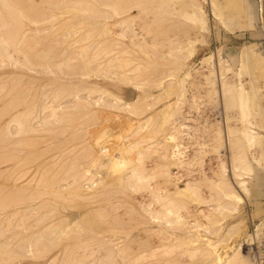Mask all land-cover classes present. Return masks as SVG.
<instances>
[{"label": "bare ground", "instance_id": "obj_1", "mask_svg": "<svg viewBox=\"0 0 264 264\" xmlns=\"http://www.w3.org/2000/svg\"><path fill=\"white\" fill-rule=\"evenodd\" d=\"M1 1V3H2V5H4V6H6L8 9H10V10H12V11H14L15 13H17V15L21 18V19H23L22 21H28V23H26L28 26H30L29 24H31L32 26H36V24L35 23H37V19H40V18H37V16H33V15H31V17H29L28 16V13H30L29 11H27L28 10V8H27V10H26V8H25V11H27L26 13H24L25 11H23V9H21V8H24V7H26V6H24V7H21V5H23V4H20L19 2L20 1H18V0H0ZM18 1V2H17ZM25 1V0H24ZM32 1V0H31ZM30 1V2H31ZM48 1H50V0H41V2L43 3V2H48ZM57 0H52V2L53 3H55ZM72 1V3L74 2L73 0H61L60 2H56L57 4H65L66 5V3L68 4H70V2ZM79 1V2H78ZM76 0V2H78V3H80L81 4V6H83L82 4H84V5H88V4H90V5H92V3L94 4L95 3V5L96 4H98V5H100V4H103L104 5V7H105V10H109V12H111V13H113L115 16H117L118 15V12L117 11H119V10H122V11H129V10H131L132 8H136V10H138V13L139 14H141L140 12H141V7H143V5L145 6V4H144V2L142 3V1H145V0H141V1H139V0ZM160 1V0H159ZM168 1V0H167ZM165 2V3H168V2ZM170 1V0H169ZM225 1V3H226V5H227V7H226V9H225V12L224 13H222V14H220L219 12H218V7H217V5H216V3H215V1L214 0H207V2H210L209 4H210V7H211V11H212V14L215 16V17H218V19L221 21V23L223 24V25H226V24H229L230 26H233V28H240V29H251V28H253L254 26H255V24H256V22H255V18H254V10H253V5H252V0H224ZM22 2V1H21ZM27 2V1H26ZM51 1H50V4L52 3ZM182 2V1H181ZM181 2L179 3V5L181 4ZM206 2V3H207ZM33 3V2H32ZM49 3V2H48ZM146 3H148V0H147V2ZM184 3H186V5H189V6H191L192 7V10H190V12H185L184 13V15L187 17V18H190V17H192V18H194L195 19V24L197 25V27H198V29H202V30H206L207 29V27L205 26V28L202 26V18H204L205 17V12H204V10H203V8H202V6L199 4V3H197L195 0H185L184 1ZM184 3H182V6L183 7H185V4ZM24 4H28L29 5V3H24ZM45 4V3H44ZM143 4V5H142ZM161 4H163V1L161 0ZM31 5V4H30ZM29 5V6H30ZM34 5V4H33ZM45 5H48V4H45ZM56 5V4H55ZM94 5V6H95ZM169 5L171 6V2H169ZM169 5H166L167 7L169 6ZM32 6V5H31ZM34 6H36L37 7V4H35ZM40 6V5H39ZM63 6V5H62ZM67 6H70V5H67ZM79 6V5H78ZM93 6V5H92ZM161 6H163V5H161ZM165 6V5H164ZM33 7V6H32ZM35 7V8H36ZM84 7V6H83ZM97 7V6H96ZM31 8V7H30ZM29 8V9H30ZM34 8V9H35ZM40 8V7H39ZM78 8H80V7H78ZM98 8V7H97ZM146 8V7H145ZM257 8H258V10H259V13H260V10H262L263 9V4H262V0H260L259 2H258V6H257ZM37 9V8H36ZM42 9V8H41ZM47 9H50V7H47ZM83 9H85V8H83ZM83 9H80V10H82L83 11ZM174 9V8H173ZM33 10V9H32ZM31 10V11H32ZM88 10V9H87ZM107 10V11H108ZM23 11V12H22ZM41 11V10H40ZM179 11V10H178ZM33 12V11H32ZM31 12V13H32ZM37 12V11H36ZM42 12V11H41ZM30 13V14H31ZM241 13H244L245 14V22L244 23H239V19L241 18V16H240V14ZM29 14V15H30ZM33 14V13H32ZM91 14V13H90ZM261 14V13H260ZM82 15V14H81ZM223 16V17H220V16ZM256 15V14H255ZM39 16V15H38ZM47 16V15H46ZM80 16V15H79ZM34 17V18H33ZM164 17H167V16H164ZM35 18H37L36 20H35ZM45 18V17H44ZM81 18V17H80ZM79 18V19H80ZM90 18V17H89ZM88 18V19H89ZM3 19V15H1L0 16V21ZM83 20L85 19V18H82ZM168 19V18H167ZM261 19H262V17H261ZM44 21L46 20V19H43ZM104 20V23H101L99 26H101V27H99V30L98 31H100V32H98L99 33V36L96 38V39H98V38H100V37H104V36H108L107 38H109V37H112V39H113V34H111L110 32V27L107 25V23L105 22V18L103 19ZM24 21V22H25ZM39 21V20H38ZM41 21H42V19H41ZM43 21V22H44ZM81 21V20H80ZM88 21V20H87ZM262 21V20H261ZM3 22V23H2ZM20 22V21H19ZM40 22V21H39ZM84 22H86V21H84ZM22 23V22H21ZM21 23H20V25L17 23V25L15 26V25H10V24H7V22H5L4 23V20H2L1 21V23H0V28L2 27V28H4V30H3V34L1 33V31H0V52H2L1 54L2 55H4L5 57H8V58H11L12 57V55L9 53V51H8V48H9V46H10V44L12 43V42H15L17 39L16 38H14V37H16L17 36V34L19 35V33H21L22 31H20L21 30V28L23 27V25L25 24H23L22 26H21ZM116 23H120L121 24V26H119L118 28H119V31H118V36L119 37H122L123 36V32H122V30L126 27V25H127V20H124V21H119V22H116ZM263 23V22H262ZM38 24V23H37ZM44 24V23H43ZM84 24V23H83ZM86 24H88V23H86ZM95 23H92L91 25H94ZM201 24V25H200ZM63 25H64V23H63ZM90 25V26H91ZM97 25H98V22H97ZM154 25V24H153ZM262 25V24H261ZM20 26H21V28H20ZM24 26H26V25H24ZM79 26V25H78ZM83 26L84 25H82V28H83ZM95 26V25H94ZM263 26V25H262ZM70 27H72V26H70ZM167 27V26H166ZM28 30H30V28H28V27H26ZM58 28V27H57ZM57 28H55V30L57 31L58 29ZM65 28V27H64ZM81 28V27H80ZM85 28H86V26H85ZM92 28V27H91ZM90 28V29H91ZM101 28V29H100ZM254 28H256V26L254 27ZM253 28V29H254ZM0 29V30H1ZM40 29V28H39ZM45 28H41V30L43 31ZM79 29V28H78ZM89 29V30H90ZM36 30H38V29H33L32 31H35L34 33H32L33 35H31V32L32 31H28L29 33H30V35L28 36H26V35H24V36H26V37H28L31 41H32V43L34 42V44L35 43H38L39 42V40H38V38L36 39L35 37H36V32L38 33L39 32V30L38 31H36ZM41 30H40V32H41ZM54 30V31H55ZM82 30V29H81ZM20 31V32H19ZM55 31V32H56ZM68 31V30H67ZM85 31V30H84ZM93 31V30H92ZM97 31V30H96ZM163 31V30H162ZM246 31V30H245ZM27 32V31H26ZM69 32H70V30H69ZM94 32H95V30H94ZM24 33V32H23ZM58 33V32H57ZM76 33H78L77 31H76ZM80 33V32H79ZM84 33H86V31L84 32ZM90 33V32H89ZM157 33H159L158 31H157ZM22 34V33H21ZM69 34V33H68ZM87 34V33H86ZM100 34L102 35V36H100ZM53 35V34H52ZM82 35V34H81ZM92 35V34H91ZM21 36V35H20ZM19 36V37H20ZM46 36V37H45ZM73 36H74V34H73ZM80 36V35H79ZM78 36V38L77 39H75L74 41H73V43H71L70 45H72V44H76V45H78L79 43H81V41L84 43V39H89L88 38V36L87 35H82V36H80L79 37ZM93 36H94V34H93ZM92 36V37H93ZM18 37V38H19ZM26 37H23V39L25 38L26 39V41H30L28 38H26ZM42 37V36H41ZM40 37V38H41ZM50 37V35L49 34H45L43 37H42V41L41 42H43V44L41 45V47L37 50V49H35V54L33 53V55L36 57H39V54H44V55H42L41 57H39L40 59L42 58V57H44V56H48L49 55V53H51L52 55H53V57L55 58V54L53 53V52H55V50H54V46L52 47V45L50 44V42H52V40L54 41L55 39H51V38H49ZM67 37V36H66ZM71 37H72V35H71ZM90 37V36H89ZM22 38V37H21ZM95 38V37H94ZM25 39L24 40H22L23 41V43L26 45V41H25ZM67 39V38H66ZM106 39V38H105ZM111 39V40H112ZM62 40H64V38H62ZM99 40V39H98ZM104 40V39H103ZM108 40H110V38L109 39H107V40H105V42L103 41V43L102 44H104V45H107L108 43H107V41ZM19 41H21V39L19 40L18 39V41H16L15 43L18 45V46H20V44L19 43H21V42H19ZM30 41V42H31ZM38 41V42H37ZM69 41H71V40H69ZM94 41V40H93ZM101 41V40H100ZM55 42V41H54ZM64 42H66L65 40H64ZM68 42V41H67ZM85 42H87V40L85 41ZM108 42H111V41H108ZM176 42H180V41H176ZM23 43H21V45H23ZM83 43H81V44H83ZM87 43H89V41L87 42ZM107 43V44H106ZM171 43H173V42H171ZM175 43V42H174ZM28 44V43H27ZM67 44V43H66ZM93 44V43H92ZM91 44V46H93ZM29 45H30V43H29ZM40 45V44H39ZM55 45V44H54ZM84 45V44H83ZM82 45V46H83ZM100 45V44H99ZM109 45V44H108ZM129 45V44H128ZM133 46H134V43L132 44ZM155 45H156V43H155ZM176 45V44H175ZM177 45H179V44H177ZM16 46V45H15ZM16 47V48H20V47ZM24 46V45H23ZM81 45H78V46H76L77 47V49L74 47V46H72L71 48L72 49H70V50H68L67 52H65V49H64V51L63 52H59V53H64L65 52V55H68L69 53L68 52H70L71 50H73L72 52H74V54L76 53V55H81L82 54V52L84 53V50H85V48L86 47H88L89 48V46H85V48H83ZM124 46V45H123ZM122 46V47H123ZM12 47V46H11ZM14 47V46H13ZM59 47V46H58ZM65 47V46H64ZM75 49H74V48ZM98 47V46H97ZM121 47V48H122ZM125 47V46H124ZM127 47V46H126ZM174 46H172V48H173ZM183 47H185V46H182V45H180L179 47H178V53H179V55L177 54V51H176V49H177V46H175L174 48H175V50L174 49H171V47H170V50L172 51V50H174V53H175V51H176V53H175V55H176V57H177V59L176 58H174L175 57V55H174V53H172L174 56H172V54H171V56H172V58H171V60L172 61H170L171 62V65H172V67H170L169 69H173V70H171V71H173V73L172 72H168V73H171V74H166V75H163V77L161 76L157 81L158 82H156V79L154 80L155 82V88L156 87H160V90H162L163 91V93L166 91V92H169V90H175V92H174V94L175 93H177V95H176V100H174V101H171V102H169L168 101V103L167 104H165V105H163V107H160V108H162V109H160L159 110V114H161L162 112L164 113H166V114H169V116L167 115V117H166V114L164 115H162L161 114V118H162V116H165L164 117V119H162V120H165V119H168L169 121H166V124H165V121H163V123L165 124H163L162 123V125L160 126V127H155V128H153V130H152V128L150 129V132H148L149 130H148V128L149 127H147V130L148 131H145L146 130V128H145V130L144 131H141V124H136V123H134L135 122V120H134V118H135V116H137V117H139V115H141V113H142V111H145V108H147V107H143V109H142V107L141 106H143V105H141V98H136L135 99V101L134 102H128V101H126V100H124V99H122V98H119V97H117V96H115L114 94L112 95L109 91H107V90H105V89H102V88H100V87H95V86H93V85H90V87H87L86 86V90L84 89L85 88V86H81L82 87V89L83 90H85V92H83V90H81V87H80V85H79V87L80 88H77V86H76V88H74V86L72 85V87L74 88H72V90H73V93L71 92V90L69 89V87H66V86H68V85H66V86H60L59 88L58 87H56L55 89H56V91L54 92V95H51L50 93L52 92L51 90L49 91V92H47V90L49 89H47L46 91H45V88H47L46 86H43V89H44V91L42 92V97H38V100H42L43 98L44 99H47L46 97H48V93L50 94V96H52L54 99H57L58 97H59V95L58 94H60V93H63V92H65L66 91V93H67V95L68 96H70V97H68V98H70V101H71V108H67L68 106L65 104H63L64 106H62L61 104V102H63V101H61L60 103H58V104H56V105H51V104H48L46 101L44 102L43 100H42V102H40L39 104L40 105H35L34 104V102H35V100L34 99H31V97H30V99L28 100H26L25 99V101L26 102H21L23 99H20V98H22L24 95H22V97H18V95L20 94L21 95V93H23L21 90L19 91L18 90V92H19V94H18V92H15L16 94H18V95H16V94H14L13 96V99H14V101L15 102H19L20 101V106L18 105V104H12V106H11V103H9L8 102V104L6 105L7 107H10L11 109L13 108V109H15V110H11V112L12 111H14L11 115H9V117H7L8 118V121L6 122V124L4 125V127H3V129L2 128H0L1 130H2V132H1V135L3 136V138L4 137H7V133L9 134V132H11V134H9L10 136H14V135H19V136H27L29 133L31 134L32 132L34 133L35 131L36 132H38L39 133V136H40V133H45L46 131L45 130H47V129H43L44 131H38V129L40 128L39 126L41 125V127L42 126H44V125H46V123L48 122V120H50L51 121V119H53V118H55L54 120H52L51 122H54L58 117H59V119H61V121H58V122H61L62 123V121L63 120H66L65 119V116L67 117V113H64V111H66V109H64L65 107L67 108V109H72L73 110V108H74V110L75 111H73V112H76V111H83V113L82 114H84V112H86V111H88V109H90L91 107H98V106H101L102 108L103 107H105V108H108V109H110L111 111L113 110V111H115L116 110V112L117 111H123V113H126V114H128L130 117H128L127 115V119H125L126 121H122L123 119L121 118V123H118V125L119 126H124L123 127V130L125 129V131L127 132L126 133V135H123V136H120V135H115V136H117L118 138L119 137H121L120 139H118L117 141H116V143H121V142H125L126 141V139H125V137H127L128 135H133V134H137L136 136H135V138H133L130 142H128L127 144H122L119 148H115V146H116V144H115V146L113 145V143H112V148H109V145L108 144H106L107 143V141L108 140H106V138L108 139L110 136H111V132L109 133V129H106L105 127V129H99L100 131H99V133H98V135H97V137L96 136H94L95 137V139L92 141V143H90L89 145L90 146H87L86 148H87V151H85L86 152V154L87 153H89L88 151L90 150V149H88V147L89 148H92V150H91V152L93 151V153H92V156H91V159L89 158V155H88V157H86V158H89V160H90V162H89V165H90V167H91V169L88 167H86V169H83V167H82V169H83V171H81L80 170V173H82V174H80L79 172L76 174V176L78 175V174H80L79 176H75V178H74V181L72 182L71 181V184L69 183V185H66V186H68V187H65L64 185H62V186H64V188L63 189H65L64 191H62L61 192V190L59 189V188H57L55 191H53V189H54V187H51V189L49 188V190H50V192H49V190H48V188L47 187H49L48 185H47V187L46 186H44L43 185V187H46L45 188V190H48L47 192H49L51 195H55V196H63L64 194H66L67 196H69V197H71L72 199L74 198L75 200H79V199H85L86 201H87V199H88V201H89V199H91L93 196H96V197H93V198H96V200L97 199H99L98 198V196H99V194H98V192H97V194L96 195H94L95 194V190H96V187L98 188V186L99 187H101L100 186V184H102V185H107L108 183H107V181L105 180L106 178H103L100 174L101 173H99L98 172V174H95L97 171H95V173L93 174V166H98L99 168L98 169H104V168H106V169H110L111 170V168H115V167H117L118 166V169L120 168V167H126L127 168V170H126V173L125 174H118V176H116V178H117V180H115L114 181V183H113V181H110L109 180V185L111 186L112 184V187L113 186H120L121 188L123 187V186H125V184H126V186H129L130 185V182L132 181H134V179L136 180V181H138L139 183L140 182H143V181H145L146 182V180L148 181L149 179L150 180H152L153 178H155V182H159V186L158 187H155V188H152L151 189V193H152V195H153V198H151L150 200H148L147 202L148 203H143V202H141V201H139L138 202V204H136V205H139L138 207H139V210H140V212H142V215L143 216H141L143 219H141L140 220V215H141V213H139L140 215H139V218L137 217L136 219H139L140 220V223H144V224H152V225H154L155 227H156V229H154V230H148V231H150L151 233H152V235L153 236H155L156 237V239H158L157 241H158V243L156 244L154 241H152V239H153V237L152 236H144L145 238H146V241H145V243H143L144 244V247H143V249L141 248V251H139V252H135V251H133V250H131V249H133L134 247H131L129 244L131 243V245L133 244L134 246H136L135 244H136V242H135V240L133 241V242H131L130 240H129V242L130 243H122V244H117V242L116 243H113L112 242V240H110V239H107V238H100L101 237V235L100 236H98L97 237V235H94L93 236V234H92V236H89V235H87L88 236V239H89V241H96V240H98L99 241V243H101V244H98V246H99V248L101 249V254H99V256L96 258V259H94V260H92V262L90 263V262H86L85 264H116V262H118V261H120L121 263L120 264H143V261L145 260V258H146V260H147V258H149V257H146L148 254L151 256L152 254H154L153 253V249H155V253L159 250V251H161L162 250V252L160 253L159 251V253L160 254H169V253H171L172 251H173V249L174 248H176V247H183L182 249L184 250V252L185 253H187V251H190L189 252V254H190V259H192V257L193 258H195V260L197 261V264H255V262H254V260H255V258L253 259L252 258V256H251V254H250V252L247 250V251H245V245H247V244H249V242H251V241H255V240H259L260 239V234L258 233V231L259 230H257V224L254 226V228L250 231V232H248L245 236H243L242 238V240L239 242V244H231V243H229V244H231V245H228V246H223L222 244H223V242L226 240V239H229V238H226L225 239V234L227 235V233H229L228 231H230V229H231V227H227V229H226V231L225 230H222V224L221 223H223L222 221H221V223H220V220H222L223 218V216L221 217L219 214H221V215H225V216H228V215H226V212L227 213H230L229 215L231 216V215H233V216H236L240 211H239V209H242V206L243 205H245L246 206V197L247 196H249L250 195V189L248 188V186H247V184H246V180H245V178H247L248 176L247 175H250L251 176V172L252 171H255L256 170V167L252 164V162H255V163H259V162H263L264 163V145H262V139L264 138V134L262 133V132H260V130L259 129H261V130H264V107H262V102H260L259 103V101H261L262 100V97L264 96L263 94H264V53H263V49H260V44L258 43V42H250L249 44H244V45H241V47H239L240 48V50L238 51V52H236V53H234L235 54V59L236 60H238L240 63H241V65H240V67L239 68H236V71H235V73L237 72V75H238V77L240 78H238L237 79V81L235 80V82L234 83H228V82H225V81H220V80H222L223 78H221V76L223 75V73L221 74L220 72H219V70H227V68L223 65L222 66V68L221 69H215V76L213 77V75H211L212 77H213V80L215 79V81H213L212 80V77L210 78L209 76L208 77H206V79H205V81H206V83H207V85H206V87H207V91H208V96L210 97V95H211V92H214V96L216 95L217 97V99L218 100H216V101H218V102H215V100H214V102H213V104L215 103V105H212L211 107H214L215 106V109L213 108V110L215 111L216 110V108H217V114L219 113V115H211L210 113H203V114H201L199 117H202L201 118V120L199 121V117H197L198 115H199V113H200V110H198V114H197V116H192V115H190V109L191 108H193V106L195 107L194 109H198V108H196V105H193V104H188L189 106L187 107L186 105L187 104H185V102H183L182 101V99H183V95L185 96L186 95V88L188 89V91L189 92H191V86H192V83L195 85V84H198L199 83V81L198 82H196V81H192L193 80V77H194V72H192V70H187V71H185V72H182L181 73V75H183L180 79H177V78H174V76H176L177 74H179L182 70H183V67H184V63L191 57V54H192V52L190 51V52H188L185 48H183ZM15 48V49H16ZM23 48V47H22ZM21 48V49H22ZM29 48V47H28ZM31 48V47H30ZM35 48V47H34ZM37 48V47H36ZM99 48L101 49V51H102V49H104V48H101V47H98L97 48V50H99ZM106 48V47H105ZM127 48H129V47H127ZM263 48V47H262ZM108 49V48H107ZM123 49V48H122ZM131 49V48H130ZM183 49H185L188 53L186 54V53H184L185 51L183 50ZM20 51V49H16L15 51ZM25 50H26V48H25ZM32 50V49H31ZM57 50H60V49H57ZM63 50V49H62ZM67 50V49H66ZM87 50V49H86ZM86 50H85V52H86ZM89 50V53L91 52L90 51V49H88ZM106 50V49H105ZM133 50V49H132ZM195 50V49H194ZM193 50V52H195ZM22 51V50H21ZM20 51V52H21ZM33 51V50H32ZM42 51V52H41ZM96 51V50H95ZM128 51H130V50H128ZM24 52V51H23ZM23 52H21V54L23 53ZM31 52V51H30ZM88 52V51H87ZM86 52V53H87ZM94 52V51H93ZM124 52H126V51H124ZM123 52V53H124ZM170 52V51H169ZM230 52V51H229ZM18 53V52H17ZM56 53V52H55ZM95 53V52H94ZM25 54V53H24ZM24 54H22V55H24ZM27 54V53H26ZM26 54L24 55V56H22V58H23V60H25V62H26V64L28 65V67H26V70L27 71H32V73L34 72V71H36L37 72V70H34L33 68H34V63L33 62H31L29 59L32 57V55H31V57L30 58H28L27 56H26ZM48 54V55H47ZM58 54V53H57ZM72 54V53H71ZM88 54V53H87ZM87 54H85V55H83L84 57L87 55ZM95 54H98V53H95ZM55 55V56H54ZM92 55V54H91ZM194 55V54H193ZM33 56V57H34ZM57 56H59V55H57ZM62 56V55H61ZM63 56H64V54H63ZM69 56V55H68ZM75 56V55H74ZM88 56V55H87ZM94 56H96V55H94ZM65 57V56H64ZM64 57H63V59H64ZM71 57V56H70ZM77 57V56H76ZM81 57V56H80ZM84 57H82V58H84ZM92 57V56H91ZM90 57V58H91ZM167 57V56H166ZM165 57V58H166ZM39 58L37 59V60H39ZM57 58H60V57H57ZM69 58V57H68ZM86 58V57H85ZM94 58V57H93ZM92 58V59H93ZM99 58H100V56H99ZM32 59V58H31ZM49 59H50V64H51V60H52V58L49 56ZM48 59V60H49ZM75 59V58H74ZM167 59V58H166ZM170 59V58H169ZM206 59V58H205ZM205 59H203V60H205ZM83 61H85V59H82ZM176 60V61H175ZM67 61H69V60H67ZM89 62H90V60H88ZM167 61V60H166ZM165 61V62H166ZM245 61V64L244 63H242V62H244ZM33 63V65H31V63ZM40 62V61H39ZM44 62V61H43ZM54 63V62H53ZM61 63H63V64H61ZM87 61H85V62H83L82 63V68L83 67H85V66H87ZM15 64V63H14ZM49 64V65H50ZM68 66L69 67V64L66 62V61H59L58 60V62H57V64L55 63V64H53V66L55 65H57L56 67L57 68H59V66L61 67H65L66 68V66ZM89 64V63H88ZM150 64V63H149ZM158 64V63H157ZM169 64V63H168ZM167 64V65H168ZM220 64H221V61H220ZM243 64L246 66V67H243ZM44 65V64H43ZM46 65V64H45ZM99 65V64H98ZM23 66V65H22ZM26 66V65H25ZM25 66L23 67V68H25ZM33 66V67H32ZM36 66V65H35ZM48 66V65H47ZM51 66V65H50ZM73 66V65H72ZM153 66H155L154 64H153ZM152 66V67H153ZM157 66V65H156ZM155 66V67H156ZM161 66H163L162 65V63H161ZM165 66V65H164ZM38 67V66H37ZM44 67V66H43ZM43 67H41V68H43ZM62 67L60 68V69H62ZM80 66H77V68L76 67H74L73 66V68H76V69H78ZM99 67V66H98ZM155 67H153L152 69L155 71V70H157ZM169 67V66H168ZM29 68V69H28ZM45 68H46V66H45ZM48 68H49V66L46 68V69H44V72L42 71V73H45V71H46V73L48 72ZM52 68V67H51ZM50 68V69H51ZM56 68V69H57ZM155 68V69H154ZM34 71H33V70ZM55 69V68H54ZM70 69V68H69ZM72 69V68H71ZM99 69V68H98ZM134 69H136V68H134ZM146 69H148V68H146ZM150 69V68H149ZM244 69H247V73H248V75L250 76V91L246 88V85L244 84V83H246L247 81V79H245V81L246 82H242V77H243V74H242V72H243V70ZM105 70V69H104ZM50 71V70H49ZM57 71H59V70H57ZM61 71L62 70H60V73H58V74H60L61 75ZM145 71V70H144ZM159 71V70H158ZM157 71V72H158ZM161 71H163V70H161ZM166 71V70H165ZM168 71V70H167ZM6 72H8V71H6ZM36 72H34V75L36 74ZM39 72V71H38ZM73 72V71H72ZM78 72H80V71H78ZM199 72V71H198ZM201 72V71H200ZM199 72V74H201ZM42 73H41V75H42ZM52 73V71H50V73L48 72L47 74H51ZM54 73V72H53ZM75 73V72H74ZM155 73V72H154ZM166 72H164V74H165ZM196 73H197V71H196ZM225 73V72H224ZM4 74V73H3ZM38 74V73H37ZM36 74V75H37ZM56 74V73H55ZM57 74V75H58ZM65 74V73H64ZM73 74V73H72ZM76 74H81V77H82V74L83 75H85L83 72L82 73H75V75ZM140 74V73H139ZM142 74V73H141ZM144 74V73H143ZM153 74V73H152ZM157 74V73H156ZM160 74V73H159ZM198 74V73H197ZM255 74H260L259 75V81L261 82H259L260 83V85L257 83V81H258V78H257V80L255 79V78H252V77H254L253 75ZM8 75H10V74H8ZM14 75V74H13ZM16 75H18L17 77H19L20 78V74H16L15 73V75L14 76H16ZM39 75V74H38ZM46 75V74H45ZM78 75V76H79ZM196 75V74H195ZM251 75H252V77H251ZM258 75H256V76H258ZM7 76V75H6ZM28 76V75H27ZM66 76V75H65ZM158 76V75H157ZM167 76H169L168 78H167V80L165 79L164 80V77H167ZM171 76V77H170ZM202 76L203 77H205V74L203 75V73L200 75V78L199 79H201L202 78ZM207 76V75H206ZM261 76V77H260ZM16 77V78H17ZM26 77V76H25ZM42 77V76H41ZM59 77V76H58ZM80 77V76H79ZM152 77V76H151ZM190 77V78H189ZM196 78L198 77V76H195ZM2 78H5V76H3ZM1 78V79H2ZM17 78L18 80H16L17 82H21L22 80H20V79H22V78ZM28 78V77H27ZM63 78V77H62ZM60 79V80H63L64 81V79ZM156 78V77H155ZM171 78V79H170ZM174 78V79H173ZM244 78H246V77H244ZM14 79H15V77H14ZM13 79V80H14ZM52 79V78H51ZM76 79H78V78H76ZM154 79V78H153ZM163 79V81H161ZM31 80V79H30ZM33 80V79H32ZM42 80V79H41ZM54 80V79H53ZM55 80H57V79H55ZM150 80H152V79H150ZM149 80V81H150ZM183 80H185L186 81V83L182 86V81ZM27 81H29V80H27ZM26 81V82H27ZM34 81H36V80H34ZM59 81V80H58ZM57 81V82H58ZM63 81H60V82H63ZM70 81V80H69ZM78 81H81V80H78ZM165 81H168V82H166L165 84H162V83H164ZM33 82V81H32ZM55 82V81H54ZM53 82V83H54ZM57 82H55L56 83V85L58 84ZM74 82V83H73ZM73 84L75 85L76 83L78 84H80V82H76L75 83V81L73 80ZM82 82V81H81ZM148 82V81H147ZM152 82V81H151ZM13 83H15L14 81L12 82V84ZM28 83V82H27ZM54 83V84H55ZM64 83V82H63ZM66 83V82H65ZM84 83V82H83ZM86 83V82H85ZM90 83V82H89ZM31 83H29L28 85H30ZM47 84H51V85H53L52 83H49V81H48V83ZM68 84V83H67ZM70 84V83H69ZM87 84V83H86ZM215 84V87L213 88L214 90H212V86ZM16 85V84H15ZM27 85V87H26V89H30L31 90V87L32 86H30V88H29V86ZM43 85H45V84H43ZM82 85H84V84H82ZM55 86V85H54ZM59 86V85H58ZM70 86V85H69ZM136 86H138V85H136L135 84V88L136 89H138V87H136ZM196 86V85H195ZM14 87V86H13ZM51 88V87H50ZM70 88H71V86H70ZM21 89V88H20ZM24 89V88H23ZM22 89V90H23ZM33 90H35V89H33ZM27 91H29V90H27ZM26 91V92H27ZM80 91H82L83 92V94H84V96H81L80 95ZM21 92V93H20ZM39 92V91H38ZM165 92V93H166ZM204 92H205V89H204ZM57 93V94H56ZM139 94H138V96H141V91L139 90V92H138ZM53 94V93H52ZM263 95L262 97H261V100H260V97L259 96H261V95ZM25 95H26V93H25ZM57 95H58V97H57ZM66 95V96H67ZM162 93L161 92H158L157 93V97L155 96V95H151L150 97H149V99H152V101H154V103L152 102L151 103V105H154L155 103H157L158 102V100H157V98H161L162 97ZM259 95V96H258ZM27 96H29L28 94H27ZM32 96L33 97H35V95L34 94H32ZM36 96H37V94H36ZM19 99H18V98ZM37 98V97H36ZM42 98V99H41ZM51 98V97H50ZM67 97H64V99L63 100H65ZM163 98V97H162ZM257 98H259V99H257ZM18 99V100H17ZM207 99V98H206ZM209 99V98H208ZM17 100V101H16ZM58 100V99H57ZM57 100H55V103H57L58 101ZM68 100V99H67ZM11 101V100H10ZM53 101V100H52ZM57 101V102H56ZM66 101V100H65ZM182 101V102H181ZM204 101V104H207L208 102H207V100H203ZM37 102V101H36ZM48 102H49V99H48ZM50 102H51V99H50ZM67 102V101H66ZM166 102V101H165ZM21 103L22 104H24L25 103V105L23 106V105H21ZM65 103V102H64ZM217 103V104H216ZM185 104V105H184ZM203 104V103H202ZM10 105V106H9ZM192 105V106H191ZM21 107L22 106V108L20 109V108H17V107ZM144 106H147V105H144ZM3 107V106H2ZM6 107V108H7ZM35 107L38 109V107H40L39 109L40 110H38L39 112L37 113V112H34L35 111ZM174 107V108H173ZM199 107V106H198ZM234 107L236 108V112L235 113H233V114H235L237 117H235L234 115H233V118H232V120H234L235 118H237L238 119V121L239 122H241L242 123V127H239V126H237V128H235V129H231L230 128V133H229V135L230 136H228L227 135V132H226V127H225V114H226V109H227V112L228 111H231V110H229V109H232V111H233V109H234ZM3 108H5V107H3ZM3 108H1V109H3ZM17 108V109H16ZM149 108V107H148ZM173 109V111H172V109ZM0 109V110H1ZM8 109V108H7ZM64 109V110H63ZM77 109V110H76ZM95 109V108H94ZM99 109H101V108H99ZM98 109V110H99ZM208 109L211 111L212 109L211 108H209L208 107ZM9 110V109H8ZM7 110V111H8ZM63 110V111H62ZM85 110V111H84ZM91 110V109H90ZM90 110H89V112H90ZM106 109H104V111H105ZM142 110V111H141ZM147 110V109H146ZM4 111H6L5 109H4ZM4 111H3V113H4ZM71 111V110H70ZM69 111V112H70ZM96 111H97V108H96ZM103 111V110H102ZM108 111V110H107ZM106 111V112H107ZM171 111V112H170ZM209 111V112H210ZM215 111V112H216ZM231 111V112H232ZM42 112V113H41ZM67 112V111H66ZM88 112V113H89ZM93 113L95 112V111H92ZM91 112V114L90 115H94L93 113ZM171 113V115H170V113ZM196 112V111H195ZM213 112V111H212ZM2 112H0V114H1ZM10 112H8V113H6V114H9ZM33 113H37L36 115H33ZM47 113V114H46ZM176 113V115H178L177 117L178 118H176V116H175V118L174 117H171V116H174V115H172V114H175ZM41 115L40 117H41V119H37V117H38V115ZM48 116V118L49 117H51V118H47L46 119V115ZM70 114V113H69ZM68 114V115H69ZM80 114V113H79ZM78 114V115H79ZM82 114L80 115V116H82ZM85 114H87V112L85 113ZM101 114V112L99 113V115ZM105 114V113H104ZM107 114V113H106ZM109 114H110V112H109ZM108 114V115H109ZM115 114V113H114ZM117 114V113H116ZM143 114V113H142ZM158 114V113H157ZM230 114V113H229ZM3 115V114H2ZM33 115V116H32ZM76 115H77V113H76ZM76 115H74V116H76ZM77 115V116H78ZM89 115V114H88ZM89 115V116H90ZM102 115V114H101ZM124 115V114H123ZM188 115V116H187ZM227 115V114H226ZM232 115V114H231ZM231 115H228L227 117H231ZM255 115H257L258 117H253V116H255ZM8 116V115H7ZM32 116V117H31ZM73 116V114L71 115H69L68 117H67V119L69 118V117H72ZM80 116H78V117H80ZM98 116V115H97ZM96 116V118H98ZM105 116V115H104ZM110 117H111V115H109ZM83 117H85V116H83ZM83 117L81 118H78V119H80V120H82L83 119ZM102 117H103V115H102ZM109 117V118H110ZM112 117H113V115H112ZM114 117H115V115H114ZM113 117V118H114ZM123 117H125V116H123ZM134 117V118H133ZM141 117V116H140ZM235 117V118H234ZM1 118V117H0ZM5 118V117H4ZM39 118V117H38ZM64 118V119H63ZM86 118H87V116H86ZM86 118H84V119H86ZM91 118V122H89L90 119ZM88 120V122L87 121H84L83 123H82V125H85V123H88V124H90L91 125V123L93 124L94 122H93V120H94V117L92 118V117H90ZM100 118H101V116H100ZM116 118V117H115ZM171 118V119H170ZM214 118V119H213ZM59 119H57V120H59ZM70 120H71V118H69ZM99 119V118H98ZM116 119H118V118H116ZM151 119V118H150ZM149 119V120H150ZM209 119H211L212 120V122L214 121V123L212 124V125H214V124H216V123H221L222 124V136H221V134L219 133V136L217 135V133H215L213 130V128L211 127L210 128V126H212L211 124L209 125V126H206V124L209 122ZM230 119V118H229ZM228 119V120H229ZM236 119V120H237ZM2 120V119H1ZM0 120V121H1ZM35 120H37V123L38 122H41L40 123V125H38L37 124V127L38 128H36L35 126H34V122H36ZM96 120V119H95ZM119 120V119H118ZM117 120V121H118ZM235 120V121H236ZM4 121H6V120H4ZM3 121V122H4ZM32 121H33V124H32ZM68 121V123H69V120H66L65 121V125L66 124H68V123H66ZM77 121V120H76ZM175 122V129L174 128H172L171 126H170V128L169 129H171V131L170 132H168V133H166L165 134V130H164V134H162V131H161V129H162V126H166L167 124L168 125H171L172 124V122ZM191 121H195V124H198V123H196V122H201V125H199V126H196V125H191ZM2 122V123H3ZM51 122H49V123H51ZM80 122H82V121H80ZM80 122H78L77 124H79ZM120 122V121H119ZM150 122H151V120H150ZM150 122H148V123H150ZM162 122V121H161ZM55 123L57 124V122L55 121L54 123H52V124H50L49 126H51L50 128H52V127H54L53 125H55ZM61 123H58V124H61ZM114 123V122H113ZM112 123V124H113ZM117 123V122H116ZM1 124V123H0ZM4 124V123H3ZM3 124H2V126H3ZM64 124V122L62 123V125ZM70 124V123H69ZM234 124V123H233ZM240 124V123H239ZM79 125H81V124H79ZM81 125V126H82ZM87 125V124H86ZM149 125V124H148ZM2 126H0V127H2ZM48 126V124L45 126V127H47ZM80 126V127H81ZM89 126V125H88ZM88 126H85V127H87L88 128ZM134 126V127H133ZM236 126H234V127H236ZM83 127V126H82ZM81 127V128H82ZM84 127V128H85ZM94 127V126H93ZM118 127V126H117ZM90 128V127H89ZM121 128V127H120ZM232 128H233V126H232ZM41 129V128H40ZM39 129V130H40ZM55 128H53V130H54ZM56 129H57V127H56ZM95 129V128H94ZM113 129H114V127H113ZM0 130V131H1ZM48 130H50V129H48ZM47 130V131H48ZM111 130V129H110ZM143 130V129H142ZM9 131V132H8ZM56 131V130H55ZM61 131V130H60ZM81 131V130H80ZM87 131V130H86ZM89 131V130H88ZM87 131V132H88ZM91 131V130H90ZM96 131L97 130H95V133H96ZM122 131V130H121ZM124 131V132H125ZM202 131H203V133H202ZM49 132V134H53L54 133V131L52 132V129H51V131H48ZM47 132V133H48ZM59 132V131H58ZM87 132H85L86 134H88ZM137 132V133H136ZM141 132L142 133H145V134H143V135H141ZM147 132L149 133V134H147ZM113 133V132H112ZM12 134H14V135H12ZM35 135H36V133H34ZM46 134V133H45ZM85 134V135H86ZM8 135V136H9ZM35 135H32V136H35ZM47 135V134H46ZM80 135H81V133H80ZM89 135V134H88ZM91 135H92V133H91ZM96 135V134H95ZM160 135V136H159ZM1 136V137H2ZM30 136V135H29ZM36 136H38V135H36ZM42 136V135H41ZM113 136V135H112ZM114 136V137H115ZM157 136H159V137H157ZM1 137H0V142H1ZM16 137V136H15ZM44 137V136H43ZM51 137V136H50ZM82 137V136H81ZM80 137V138H81ZM93 137V138H94ZM113 137V138H114ZM230 137V138H229ZM11 138V137H10ZM9 138V139H10ZM17 138V137H16ZM16 138H14V141L12 140V142L14 143L16 140ZM19 138V137H18ZM29 139V141H26V142H24L25 141V139L26 140H28ZM27 138H25L24 140H22V137H21V140L24 142V143H27V144H30V145H34V146H37L36 144H34V143H38L37 141L39 140H41V138H39L36 142H33L34 141V139H37V137L36 138H34V139H30L29 137H27ZM48 138V137H47ZM83 138V137H82ZM90 138V137H89ZM111 138V137H110ZM8 137H7V142H8ZM44 139V138H43ZM49 139V138H48ZM115 139V138H114ZM190 139V141H188ZM234 139H236L235 141H234ZM3 140V139H2ZM5 138H4V142H5ZM31 140V141H30ZM51 140H52V138H51ZM91 140H92V136H91ZM145 140H149L147 143L148 144H150V145H152L153 144V146L154 147H152V149L153 148H156L158 151H162L163 153H162V161L160 162V163H158V167L156 166V168H155V171H156V173L157 174H160V179L159 180H157L156 179V177L153 175V176H151V174L149 173V172H145L142 168H141V163H140V161H141V155L140 154H138L137 156H138V158L136 159V158H131V157H129L128 158V156H126L127 154H129V153H131L135 148H137L142 142H145ZM21 141V142H22ZM49 141V140H48ZM79 141V140H78ZM152 141V142H151ZM4 142H2V143H4ZM17 142H20V140L18 139V141ZM29 142V143H28ZM41 142H46V139H44V141H41ZM81 142V141H80ZM84 142H86V141H84ZM150 142V143H149ZM224 143V145H223V143ZM32 143V144H31ZM43 143V144H44ZM68 143V142H67ZM83 143V142H82ZM88 143V142H87ZM109 143V142H108ZM189 143H190V145H189ZM11 144V143H10ZM10 144H9V147H10ZM16 144L17 145H20V143H14V146L12 147V145H11V147L12 148H15V149H17L18 147L16 146ZM23 144V143H22ZM26 144V145H27ZM39 144V143H38ZM42 144V143H41ZM84 144H86V143H84ZM83 144V145H84ZM223 145V147L221 148V146ZM2 145V144H1ZM3 145H5V144H3ZM30 145H28V147H30V149L32 148V151H33V147L32 146H30ZM52 145V144H51ZM55 145V144H54ZM54 145H52L53 147H54ZM79 145H81V144H79ZM83 145H81V149H82V146ZM8 146V145H7ZM6 146V147H7ZM22 146V145H21ZM24 146V145H23ZM56 146V145H55ZM60 146V145H59ZM85 146V145H84ZM5 147V146H4ZM3 147V148H4ZM10 147V148H11ZM17 147V148H16ZM25 147H27V146H25ZM40 147H42V146H40ZM51 147V146H50ZM62 147V146H61ZM65 147V146H64ZM73 148H74V146H72ZM71 147V148H72ZM151 146H149L148 148H150ZM246 147H248L249 148V150L246 152L244 149L246 148ZM2 148V146L0 147V150H2L1 149ZM45 148V147H44ZM44 148H41V149H43V150H40L37 154L38 155H40V152H46V149H44ZM47 148V147H46ZM57 148H59V147H57ZM79 148V147H78ZM147 147H146V149H148ZM252 148H254L255 150H256V148H259L258 150V153H259V155L258 154H256V155H258V156H256L255 155V152H252ZM19 149H21L20 147H19ZM23 149H25V148H23ZM28 149V148H27ZM36 149V148H35ZM48 149V148H47ZM61 149V148H60ZM74 149H76V148H74ZM80 149V148H79ZM80 149V150H81ZM156 149H153V153H155L154 152V150L155 151H157ZM243 150V152H242V150ZM251 149V150H250ZM5 148H4V152H5ZM9 151H10V149H8ZM29 150V149H28ZM51 150H53V148L51 149ZM83 151L85 150V148L83 147V149H82ZM81 150V151H82ZM3 151V150H2ZM16 151H18V152H21V150H15V152ZM25 151H27V150H25ZM30 151V152H28V154L26 153V155H25V159H27V158H29L30 156H34V155H36V153L33 151ZM36 151H38V150H36ZM48 151V150H47ZM68 151H70L69 150V148H68ZM78 151V150H77ZM82 151V152H83ZM112 151H116V153H118L119 154V156L117 157V156H115L114 154V152H112ZM14 152V153H15ZM18 152H16L17 154H19V156H16V160H18V161H16L15 159V161L14 160H12L14 157H12V159L11 160H9L10 158H8V161H7V159H6V156L8 155L9 156V154H7V155H5L3 152H1L0 154H4L5 156H3L2 157V155H0V158H1V160H3V158H5V160L7 161V162H15V164L14 163H12V164H14V171L15 172H17L18 173V175L16 176H14L15 177V179L13 178V181H14V183L15 182H17V180L19 181V180H21V178H23L24 179V177H23V175L26 173L25 171L27 170L26 168L24 169L25 171H23V173L21 172V173H19L18 171H16V169H18L19 170V168L24 164V165H28L27 167H30L29 165V163L27 164V161H29L28 159L26 160V162H24L20 167H19V165H20V163L21 162H23V158L22 159H19V157L21 158L22 156H21V154L20 153H18ZM22 152H24V151H22ZM62 152V151H61ZM67 152V151H66ZM76 152V151H75ZM85 152H83L84 154H85ZM90 152V153H91ZM151 152H152V150H151ZM7 153H8V151H7ZM35 153V154H34ZM55 153V152H54ZM53 153V154H54ZM67 153H70V152H67ZM67 153H65L64 152V154H65V156H64V154H63V152L62 153H60V156L59 157H61V155H62V157H66V154ZM73 153V152H72ZM78 153L80 154V152L78 151ZM89 153V154H90ZM114 153V154H113ZM12 154V153H11ZM58 154V153H57ZM56 154V155H57ZM71 154V153H70ZM85 154V155H86ZM149 154V153H148ZM42 155L43 154H41V156H37L38 158L40 157H42ZM50 155H52L51 153H50ZM49 155V156H50ZM75 156L77 155V154H74ZM85 155H82V156H85ZM172 160V164H171V167L169 168V162H166L165 161V159L167 158V156ZM7 156V157H8ZM32 156V157H33ZM44 156V155H43ZM47 156V155H46ZM45 156V157H46ZM54 156H55V154H54ZM73 156V155H72ZM81 156V155H80ZM79 156V157H80ZM30 157L31 158V160L33 159V158H35V157ZM36 157V158H37ZM44 157V158H45ZM52 157H53V155H52ZM56 157V156H55ZM61 157V158H62ZM74 157V156H73ZM73 157H72V159H73ZM78 156H76V158H77ZM127 157V158H126ZM214 157V158H213ZM36 158H35V160H36ZM43 158V159H44ZM54 158V157H53ZM61 158H58V159H61ZM71 158V156L69 157V159ZM85 158V157H84ZM85 158V159H86ZM131 158V159H130ZM47 159H48V157H47ZM47 159L45 158V160H44V162L45 161H47ZM49 159H51L52 160V158L51 157H49ZM56 159H57V157H56ZM69 159L67 160V161H69ZM78 159V158H77ZM80 160H82L83 159V157H82V159H81V157L79 158ZM79 159L78 160H75L74 159V161L72 162V163H75L76 161H79ZM138 160L136 163H134V161L135 160ZM213 159V161H211ZM5 160H3V162H1L0 161V163H2V164H0V165H3V163L5 162ZM20 160H22L21 162H20ZM34 159L32 160V161H34V162H36ZM54 160V159H53ZM71 160V159H70ZM86 160H88V159H86ZM132 160H134V161H132ZM25 161V160H24ZM40 161V160H39ZM39 161H37V162H39ZM55 161L56 160H54L53 161V163L54 164H56V165H58V163H55ZM58 161V160H57ZM56 161V162H57ZM60 161V160H59ZM84 160H82V161H80V162H82L83 164L84 163H86L85 161L83 162ZM6 162V163H7ZM20 162V163H19ZM36 162V163H37ZM44 162H42L43 164H45ZM49 162H51V161H49ZM70 162V161H69ZM42 163H38V164H40L41 166H42ZM48 163V162H47ZM52 163V162H51ZM50 164V163H48L47 164V167L48 168H46L45 169V173L48 171V170H52V169H54V168H52V167H54V164ZM81 163V164H82ZM88 163V162H87ZM86 163V164H87ZM257 163V164H258ZM19 164V165H18ZM32 164V163H31ZM50 164V166H48ZM61 164H62V161H61ZM61 164H59V165H61ZM63 164L65 165H67L68 164V162H64V160H63ZM71 163H69L68 164V166L67 167H65V168H69V170L68 169H66V170H68V171H70V172H67L66 171V173H71V171L72 170H75L74 169V166H75V168L76 167H80V166H76V163H75V165L74 164H71ZM256 164V165H257ZM261 164V163H260ZM260 164H258L260 167H261V165ZM51 165H53L52 167H51ZM59 165H58V168H56L57 166H55V170H53L54 172L56 171V170H61L60 168L63 166H60L59 167ZM74 165V166H73ZM88 165V166H89ZM11 166V165H10ZM35 166V167H34ZM34 168H36L37 170L39 169L38 167L39 166H36L35 164H34ZM40 166V167H41ZM46 166V165H45ZM70 166H73L72 168L73 169H71L70 168ZM81 166H83V165H81ZM259 166H257V167H259ZM263 167H264V164L262 165ZM24 167H26V166H24ZM43 167V166H42ZM41 167V168H42ZM49 167H51V168H49ZM64 167H62V168H64ZM122 167V168H123ZM254 167V168H253ZM259 167V170H260V172H262V174L264 173L263 171V167L262 168H260ZM9 168V167H8ZM41 168H40V170H41ZM45 168V167H44ZM10 169V168H9ZM12 169V168H11ZM35 169V170H36ZM77 169V168H76ZM79 169V168H78ZM77 169V170H78ZM97 169V168H96ZM97 169V170H98ZM106 169H104V170H106ZM255 169V170H254ZM22 170V169H21ZM36 170V171H37ZM39 170V171H40ZM44 170V169H43ZM77 170H76V172H77ZM95 170V169H94ZM110 170H106V171H109L110 172ZM258 170V171H259ZM4 171V172H3ZM3 173H6L7 171L5 170V169H3ZM11 171H13V170H11ZM11 171L9 170V174L11 173ZM13 171V172H14ZM29 171H30V168H29ZM39 171H37V172H39ZM53 171H51V173L53 172ZM58 171H56L58 174H60L61 176H62V178H63V176L65 175L63 172L65 171L64 169H62L61 170V172H58ZM79 171V170H78ZM90 171H92L91 173L93 174V175H98V177L101 179L99 182H96L95 181V179L93 180V179H91V177L92 178H94L93 176H92V174H90ZM11 173V175L10 176H12L14 173ZM33 172V171H32ZM35 172V171H34ZM41 172V171H40ZM43 172V173H44ZM53 172V173H54ZM75 172V171H74ZM74 172H73V174H74ZM75 172V173H76ZM256 172V171H255ZM17 173H15V174H17ZM30 173V172H29ZM48 173H50V172H47L44 176L46 177V175H48ZM105 173V172H104ZM7 174V173H6ZM20 174V175H19ZM28 173H26V175H27ZM36 174L37 173H35L34 175L36 176ZM55 175H56V173H54ZM57 174V175H58ZM63 174V175H62ZM73 174H71V175H68V174H66V175H68V176H70V178H72L73 176ZM103 174V173H102ZM2 174H1V171H0V176H1ZM8 175V174H7ZM29 175V174H28ZM33 175V174H32ZM41 175V174H40ZM43 175V174H42ZM50 175L51 174H49L47 177L50 179ZM55 175H52V177L53 178H51V180L52 179H55V178H57L58 177V179H61V180H59V181H61L60 183H62L64 180L62 179V178H60L59 177V175L58 176H56V177H54ZM65 175V178L67 177ZM88 175V176H87ZM89 175H91V177L90 178H88L89 177ZM104 175V174H103ZM5 176V175H4ZM38 176V175H37ZM87 176V177H86ZM27 177H29V176H27ZM31 177V176H30ZM45 177H43V179H41V180H44L45 181ZM6 179H9V178H12V177H9V175L7 176V177H5ZM31 178H33V177H31ZM35 178V177H34ZM45 178V179H44ZM98 178V179H99ZM1 179V178H0ZM4 180V177H3V180L4 181H7V180ZM26 179V178H25ZM24 179V180H25ZM40 179V177H38V180ZM69 179V178H68ZM67 179V180H68ZM73 179V178H72ZM83 179L84 180H87V182L88 181H90L88 184L89 185H85L84 186V184L83 183H81V182H83ZM133 179V180H132ZM253 179V178H252ZM9 180H11V179H9ZM28 180H29V178H28ZM35 180H36V178H35ZM34 179H33V181H35ZM38 180H36V185L35 184H32V185H28V184H24V185H15V184H13V186H14V188L12 187V189L11 190H8V191H10V193L8 192V191H6L5 189H6V187L4 186H1L3 183H2V181H0L1 182V184H0V189H2V190H4V191H6V193H3L4 195H2L1 197H0V207H1V209H0V211H3V210H6V209H8L7 207H12V211H10L9 212V214L8 215H6V213H5V216H7V218L8 217H10L11 218V216H12V219H14L13 217H15V215H19L20 217H22V218H18L17 219V222L15 223L14 222V220L13 221H11V223H10V220L8 219V221H9V223H7L6 225H8L10 228H11V224L14 222L16 225H15V227L17 228V230H15L14 229V227L12 226V228L14 229H11L12 231H14L13 233H12V231L10 230V228H9V230H7L8 228L6 227V230H4L6 233H7V231H11V233L13 234V237L15 236L16 238H17V241H16V239H15V241H16V243L14 244V246L15 245H17V247H15V248H18L19 250H20V246L23 244V243H25L26 241H22L23 239H26L27 237H25L26 236V234H27V236H30L31 235V237H30V239H29V237L26 239V240H28L27 241V244L28 245H26L27 247H26V250L24 249V247L23 246H21V250H22V252H24L25 254L23 255V253L22 252H20L19 250V252H17V255L19 254V256L20 257H23V256H27V258L26 259H28V257L29 258H31V259H33V258H35V259H37L36 257H38V258H42V257H46L47 256V254L51 251V249H54L53 248V245L54 246H57V242H58V244H60V241L62 242V240L64 239V240H67V238H71V239H75V238H78L77 240H79V237L80 236H78V235H82L81 233H85V232H82V231H84L85 229H87L88 230V228H89V226H87L88 224L86 223L87 222V219H88V212L87 213H85V214H83L84 215V219H83V221H86L84 224H81V223H83V222H81L80 223V221L82 220H80V218H82V217H80L79 216V222H77V221H72L73 222V227H74V229H73V227L71 228V223H69V224H67V222H68V218L66 219V220H64L65 218H60V216H59V218H57V217H55L54 218V216L55 215H51L50 214V216H49V214L48 213H51V211H53V213L52 214H57L58 213V215H60L59 214V211H57V208L56 207H58V206H56L55 207V205H56V203L54 204L53 203V201H52V203H51V200H54L55 199V197H53L52 196V198H48V199H42V200H40V202L39 203H36V202H34V204H33V202L31 201V200H34L35 198H41L42 196H44L42 193H41V197H40V195H38V192H36L35 193V195H33V192H35L36 190V188L39 190V189H41V183L39 184L38 183ZM67 180H65L64 182H63V184L64 183H66V181ZM13 181H11V183H13ZM23 181V180H22ZM21 181V182H22ZM29 181H31V180H29ZM47 181L49 182L50 180H48L47 179ZM53 181V180H52ZM55 181V184H58L57 183V181L56 180H54ZM58 181V182H59ZM69 181V180H68ZM51 182V181H50ZM49 182V183H50ZM70 182V181H69ZM84 182H86V181H84ZM149 182V181H148ZM152 182H153V180H152ZM6 183V182H5ZM8 183V182H7ZM11 183H10V185H11ZM20 183V182H19ZM25 183V182H24ZM28 183V182H27ZM29 183H31V182H29ZM33 183V182H32ZM49 183H47V184H49ZM53 183V182H52ZM99 183V184H98ZM134 183V182H133ZM37 184H39V185H37ZM42 184H43V182H42ZM45 184H46V182H45ZM51 184V183H50ZM55 184H54V186H55ZM67 184H68V182H67ZM98 184V185H97ZM149 184V183H148ZM199 184H205L206 186H208L209 187V190H211L210 191V195L207 197V196H205V195H203V194H200V193H198V188L200 187L199 186ZM7 185V184H6ZM35 186H36V188H35ZM37 186H41L40 188H38ZM51 186V185H50ZM61 186V185H60ZM62 186H61V189H62ZM105 186L103 187H101L102 188V191H103V189L105 188ZM126 186H125V188H126ZM130 186H132V184L130 185ZM58 187V186H57ZM94 187V188H93ZM111 187V188H112ZM33 188H35L34 190H33ZM83 188L85 189L86 188V191H83ZM110 188V187H109ZM109 188H108V190H109ZM127 188H130V187H127ZM126 188V189H127ZM99 190H100V188H98ZM97 189V190H98ZM137 189V188H136ZM23 190L24 191H29L27 194H26V192H25V196L23 195ZM42 190H44V189H42ZM132 190H134V189H132ZM1 191V190H0ZM3 191V192H4ZM112 190L110 189V192H111ZM118 191V190H117ZM8 192V193H7ZM23 192V193H22ZM40 192H41V190H40ZM43 192V191H42ZM53 192V193H52ZM86 192V193H85ZM104 192H105V189H104ZM104 192H103V195H105L104 194ZM107 192V191H106ZM125 192V191H124ZM2 193V192H1ZM44 193H45V191H44ZM101 194H100V199H102L103 197H105V196H101L102 195V192H100ZM107 193H109V192H107ZM115 192H113L112 191V194H114ZM117 193H120V192H116L115 194H117ZM191 193H193V195L191 196ZM49 194V195H50ZM120 194H123V193H120ZM188 194H190V196L191 197H188ZM1 195V194H0ZM46 195V194H45ZM65 195V197H67ZM187 195V196H186ZM208 195V194H207ZM47 196H48V193H47ZM181 196H185V198H187V199H185L184 200V202L186 201V203H185V205L186 204H188L187 203V200H191L190 198H192V197H194V198H197L196 200H198V203L197 204H199V205H201V204H205V206H206V209H203V210H199V212H209V214H211L212 213V215L213 214H218L217 215V218H215V217H213V219H212V221L209 223V226L208 227H206L205 225H203L202 223H199L198 221H196L195 219H193V218H191V217H189V216H187V215H185L186 213L184 212V211H186L187 209H185V208H187L184 204H183V201L181 200V198L183 199V197H181ZM23 197V198H22ZM25 197V198H24ZM34 197V198H33ZM45 197V196H44ZM58 197V198H59ZM64 197V196H63ZM141 197V196H140ZM77 198V199H76ZM203 198H217L218 199V201H219V203H216L215 205H213V206H211L210 204H208V202H209V200H204ZM38 199H35V200H38ZM62 199V198H61ZM61 199L59 200V201H61ZM65 198H63V200H64ZM73 199V200H74ZM99 199V200H100ZM105 198H103V200H104ZM29 200L32 202H29ZM56 200V199H55ZM62 200V202L64 203V202H66V200H71L70 198L69 199H65L64 201ZM83 200H80V201H82V202H86V201H83ZM106 200H108L107 198H106ZM182 202V203H180V201ZM58 201V200H57ZM57 201H54V202H57ZM87 201V202H88ZM92 201V200H91ZM90 201V202H91ZM93 201H95L94 199H93ZM101 201V200H100ZM100 201H99V204L98 205H101V203H100ZM28 202V203H27ZM38 202V201H37ZM50 202V203H49ZM69 202H71V201H69ZM69 202H66L67 204L69 203ZM74 203H79V202H75V201H73ZM102 202V201H101ZM104 202H106V201H104ZM103 202V203H104ZM107 202H109V201H107ZM106 202V203H107ZM146 202V201H145ZM178 202H179V204H178ZM189 202V201H188ZM214 202V201H213ZM57 203H59V202H57ZM66 203L64 204V205H66ZM72 203V202H71ZM142 203V204H141ZM60 204V203H59ZM70 204V203H69ZM96 204V206H98ZM127 204V203H126ZM125 204V205H126ZM178 204V205H177ZM182 204L185 206V210L182 208L183 206H182ZM9 205V206H8ZM11 205V206H10ZM58 205V204H57ZM89 205H92V204H89ZM150 205H154V208L153 207H150ZM46 206H51V209H49L48 208V210H45L47 207ZM70 206V205H69ZM75 206V205H74ZM74 206H70V207H72V208H74ZM77 206V205H76ZM82 207L83 208V206L82 205H78V207ZM86 206H88L87 204H86ZM95 206V207H96ZM181 206V207H180ZM198 206V205H197ZM62 208H64L63 206H61ZM66 207V206H65ZM85 207V206H84ZM90 207V206H89ZM89 207H87V208H89ZM92 207H94V206H92ZM128 207H130V206H128ZM45 208V209H44ZM61 208V209H62ZM76 208V207H75ZM75 208L73 209V210H75ZM132 208H134V207H132ZM41 209H44V211L45 212H43L42 211V213L40 212L41 211ZM67 209V208H66ZM71 209V208H70ZM81 209V208H80ZM99 209V208H98ZM98 209H96L97 211L95 212L94 211V213H92L93 215H92V217L90 216L89 218L91 219L90 220V222L94 225V224H96V222H94L93 220H94V218H93V216L96 214V213H98L99 212V214L100 215H103L102 214V212L104 211V209L103 208H101L102 210V212L99 210L98 211ZM134 209H136V208H134ZM11 210V209H10ZM40 210V211H39ZM59 210V209H58ZM63 210V209H62ZM79 211V208L77 209L76 208V211ZM82 210V209H81ZM87 209H85L84 211H86ZM92 210V209H91ZM91 210H89V212H91ZM93 210H95V209H93ZM67 211V210H66ZM134 211H136V210H134ZM239 211V212H238ZM8 212V211H7ZM40 212V213H39ZM68 212V211H67ZM93 212V211H92ZM106 212V211H105ZM133 212V211H132ZM136 212H138V211H136ZM135 212V213H136ZM224 212V213H223ZM61 213V212H60ZM78 213V212H77ZM82 213V212H81ZM185 213V214H184ZM223 213V214H222ZM4 214V213H3ZM2 214V215H3ZM48 214V215H47ZM80 214V213H79ZM137 214V213H136ZM82 215V216H83ZM90 215V214H89ZM100 215H98V216H95V219L97 220V217H99ZM1 216V215H0ZM32 216H34V218H36V220H34V221H36L37 222V219H40V220H38V221H41L40 223H42V222H44V221H46V220H48L47 222H45V224L41 227V228H43L44 229V231H41V230H43V229H40L39 227H38V229L39 230H34L33 231V228L31 227V226H29V225H31V224H33L34 225V223L35 222H33V221H31V222H33V223H31V224H29V225H23V224H25V221H28V218L30 217V218H32ZM57 216V215H56ZM136 216V215H135ZM215 216V215H214ZM53 217V218H52ZM62 217H64V216H62ZM104 218H105V216H103ZM102 216L101 217H99V218H101V221H102V218H103ZM107 217V216H106ZM222 219H221V218ZM34 218H32V219H34ZM73 218V217H72ZM103 218V219H104ZM214 218L215 219H217V220H214ZM226 218V217H225ZM2 220H0V225L2 224L1 223V221H6V220H4L5 219V217L4 218H1ZM26 219V220H25ZM93 219V220H92ZM220 219V220H219ZM25 220V221H24ZM61 220H62V223L64 222L66 225L63 227L61 224H60V222H61ZM64 220V221H63ZM89 220V219H88ZM95 220V221H96ZM98 220H100V219H98ZM109 220V219H108ZM113 221L112 222H116L117 221V219H116V221H114L115 219H112ZM119 220V219H118ZM7 221V222H8ZM30 221V220H29ZM101 221H99L100 223H101ZM104 221V220H103ZM121 221V220H120ZM24 222V223H23ZM70 222V221H69ZM112 222H108L109 224L106 226V227H108V229H107V231L108 230H110V231H112V230H114V229H112L111 230V225L112 226H115V227H113V228H116V226L118 225H116V224H114V223H112ZM119 222V221H118ZM117 222V223H118ZM251 219H250V215L248 214V223H250L251 224ZM20 223V224H19ZM26 223H28V222H26ZM39 223V222H38ZM39 223V224H40ZM64 223H63V225H64ZM89 223V222H88ZM97 223H98V221H97ZM5 223L3 222V225H4ZM37 223H35V225H36ZM39 224H37V226H39ZM86 224V225H85ZM106 224V221L105 222H103V224H99V226H97V227H101L102 225H105ZM114 224V225H113ZM2 225V226H3ZM5 225V226H6ZM11 225V226H10ZM41 225V224H40ZM83 225H85V226H87L86 228L83 226ZM89 225H91L90 223H89ZM122 226H123V224H121ZM215 225V226H214ZM1 226V227H2ZM36 226V227H37ZM63 228H62V227ZM232 229H237V232H241V230H242V227H245V224H243V223H241V221H239L238 219L236 220H234V222L232 223ZM27 227H29V228H27ZM35 227V226H34ZM91 227H93V229H92V231L94 230V231H96V229H98V230H100V228H97V227H94V226H91ZM102 227H105V226H102ZM101 227V228H102ZM109 227H110V229H109ZM118 227V226H117ZM119 227H120V223H119ZM118 227V229H120ZM149 227H151L150 225H149ZM5 228V227H4ZM3 227L2 228H0V230H1V232H3V230L2 229H4ZM31 228H32V231H33V233L32 234H28L27 232H26V234L25 235H23L24 233L23 232H25V230L26 229H30L31 230ZM122 228H124V227H122ZM121 228V229H122ZM260 228V226L258 227V229ZM90 229V228H89ZM104 229H106V228H104ZM103 228L101 229L102 231L104 230ZM114 230V231H112L111 233L112 234H116L117 235V233L119 232V230ZM225 229V228H224ZM219 230V231H218ZM261 230H262V228H261ZM261 230H260V233H261ZM27 231V230H26ZM86 231V230H85ZM89 231V230H88ZM102 231H100V232H102ZM105 231L106 230H104L102 233H105ZM107 231H106V233L105 234H107ZM118 231V232H117ZM1 232H0V234H1ZM8 232V233H9ZM28 232H30V231H28ZM87 232V231H86ZM90 232H91V229H90ZM99 232V233H100ZM224 232V233H223ZM6 233H2L3 235V237H6L7 235H5ZM11 233H9L8 235H12ZM87 233H89V232H87ZM95 233H97V232H95ZM149 233V232H148ZM114 234V235H115ZM213 234L215 235L216 234V236H217V238L214 240V236H213ZM49 235H51L52 237H48ZM86 235V234H85ZM113 235V236H114ZM218 235H219V237H218ZM1 236V235H0ZM83 236V235H82ZM103 236V235H102ZM109 236V235H108ZM125 236H126V234H125ZM223 236H224V238H223ZM2 237V238H3ZM13 237H9V241H11L10 239H13ZM14 237V238H15ZM86 237V236H85ZM104 237V236H103ZM110 237V236H109ZM115 237V236H114ZM127 237V236H126ZM125 237V238H126ZM111 238H113V237H111ZM119 238V237H118ZM240 238V237H239ZM4 240L5 239H7L8 240V238H3ZM82 239H84V238H82ZM14 240V239H13ZM59 240V241H58ZM138 240V239H137ZM148 240V241H147ZM168 241V243L167 244H164L165 242L164 241ZM231 240V239H230ZM2 242H3V240H1ZM22 241V242H21ZM88 241V242H89ZM91 241V242H92ZM139 241V240H138ZM166 241V242H167ZM6 242H8V241H6ZM74 242V241H73ZM90 242V243H91ZM120 242V241H119ZM135 242V243H134ZM140 242H144L143 240H140ZM4 243H5V241H4ZM65 243V242H64ZM64 243H62V244H64ZM71 243V242H70ZM82 241L81 240H79V241H76L75 240V242L73 243V244H71V246H69L71 249H73L72 248V246L75 244V245H78V246H80V248H81V245H82V248H85V249H83L84 251H86L87 249V244L85 245V247L83 246L85 243H87V242H85L84 244L82 243ZM138 244H141V243H139V242H137ZM155 243V244H154ZM12 245L13 243H12V241L8 244H6V250L5 251H7V250H9V253L10 252H12L11 251V246L10 247H8L7 245ZM93 244H95L94 242H93ZM93 244H91V245H93ZM147 244H150L149 245V248L151 249V248H153V249H149L148 247V249H149V251H147L146 250V246H147ZM153 244V245H152ZM225 244H228V243H225ZM0 245H1V243H0ZM4 245L5 244H3L2 246H3V248L1 247V250H4ZM66 246V245H65ZM65 246H63V247H65ZM89 246V245H88ZM7 247L9 248V249H7ZM13 247V246H12ZM66 247H68V246H66ZM66 247L65 248H63V249H65V250H67L68 251V249H69V247L66 249ZM140 247H141V245H140ZM185 247V248H184ZM187 247H189L188 249H187ZM14 248V247H13ZM62 248V247H61ZM81 248V249H82ZM90 248V247H89ZM93 247H91V249H92ZM137 247H135L134 249H136ZM138 248H139V245H138ZM138 248H137V250H138ZM24 249V250H23ZM79 249V248H78ZM81 249H79L80 251H82ZM96 249H98V247L96 248ZM17 250V249H16ZM59 250H60V248H59ZM70 250V249H69ZM74 250V249H73ZM73 250H70V251H72V252H75V251H73ZM99 250V249H98ZM98 250L96 251H94V249L92 250V251H94V253H96V252H98ZM5 251H1L2 253H1V255L3 254V255H5ZM64 251V250H63ZM67 251L65 252L64 251V253H62V255H63V257L61 258V260H60V263L61 264H72V262H73V260H75L74 262H75V264H81L83 261H84V259H86V258H89V257H92L91 255V250H90V252H89V250H87L88 251V253H81L80 254V257L81 258H79V257H76L77 255H72L71 253H70V251H68V253H67ZM80 251H77V252H80ZM60 252V251H59ZM59 252H58V257H59ZM76 252V253H77ZM135 252V253H134ZM22 253V254H21ZM70 253V254H69ZM94 253H93V255H94ZM7 254L8 253H6V256H7ZM13 254H14V251H13ZM97 254V255H98ZM147 254V255H146ZM159 254V256L161 257V255ZM183 254V253H182ZM181 254V255H182ZM188 254V253H187ZM9 256H7V259H9V258H13V257H15L16 256V253L14 254L15 256H13V257H11L10 256V254H8ZM84 255V256H83ZM148 255V256H149ZM180 255V256H181ZM18 256V257H19ZM56 256V255H55ZM71 256V257H70ZM79 256V255H78ZM155 256V255H154ZM251 256V257H250ZM9 257V258H8ZM50 257V256H49ZM94 257V256H93ZM151 257H153V255L151 256ZM159 257V258H160ZM179 257V256H178ZM188 257V256H187ZM188 257V258H189ZM2 258V257H1ZM0 258V259H1ZM24 258V257H23ZM22 258V259H23ZM53 258V260H52V262H55V264H56V261L54 260V259H56V258H54V257H52ZM51 258V259H52ZM79 258V259H78ZM158 258V259H159ZM165 258V257H164ZM6 259V258H5ZM4 259V261H7V260H5ZM14 259V258H13ZM20 259V258H19ZM34 259V260H35ZM92 259V258H91ZM1 260H3V258L1 259ZM47 260V259H46ZM45 260V261H46ZM57 260V259H56ZM162 260H164V259H162ZM168 260V259H167ZM51 261V260H50ZM86 261H88L87 259H86ZM52 262H50V263H52ZM85 262V261H84ZM155 263L156 264V262L157 261H152V263ZM161 262V261H160ZM160 262H157V264L158 263H160ZM165 262H167V261H165ZM164 262V263H165ZM199 262V263H198ZM11 263V262H10ZM15 263V262H14ZM43 263V262H42ZM49 263V264H50ZM153 263V264H154ZM1 264H3V263H1ZM38 264V263H37ZM47 264V263H46ZM54 264V263H53ZM118 264H119V262H118ZM149 264H151V263H149Z\"/></svg>", "mask_w": 264, "mask_h": 264}, {"label": "rangeland", "instance_id": "obj_2", "mask_svg": "<svg viewBox=\"0 0 264 264\" xmlns=\"http://www.w3.org/2000/svg\"><path fill=\"white\" fill-rule=\"evenodd\" d=\"M18 1H20L19 3L20 4H23V5H21V7H24V6H26V7H24V8H21V9H23V11H25V8H26V10H27V8L29 7H31L30 9L28 8V10L27 11H29L30 13H28V16L29 17H31V15H33L34 17L35 16H37V18H40V19H37V18H35V20L37 19V23H35L36 24V26H32L31 24H29L30 26H28L26 23H28V21H22L23 19H21L18 15H17V13H15L14 11H12V10H10V9H8L6 6H4V5H2V3H1V1H0V16L1 15H3V19L2 20H4V23L5 22H7V24H10V25H17V23L20 25V23H21V26L24 24V25H26V26H24L23 25V27L21 28V26H20V28H21V30L20 31H22L21 33H19V35L17 34V36L16 37H14V38H16L17 40L16 41H18V39L20 40L21 39V41H19V42H21V43H23V41L22 40H24L23 39V37H26L27 35L29 36L30 35V33L28 32V31H32L33 29H38L39 30V32L37 33L36 32V39L38 38V40H39V42L38 43H35L34 44V42L32 43V41L28 38V37H26V38H28L30 41H26V39H25V41L28 43H26V45L23 43V45H21V43H19L20 44V46H18L15 42H12L11 44H10V46H9V48H8V51H9V53L12 55V57L11 58H8V57H5L4 55H2L1 53L2 52H0V109L1 108H3V107H5V108H3V109H1L0 110V112H2L1 114H0V126H2V124H3V126L2 127H0V128H2L3 129V127H4V125L6 124V122L8 121V118L7 117H9V115H11L14 111H12L11 112V110L13 109H11L10 107H7L6 105L8 104V102L9 103H11V106H12V104L14 105L15 103L16 104H20V101L19 102H15L14 101V99H13V97L15 96L14 94H16L15 92H18V90L20 91H24L23 93H21V95L19 94V92H18V94H16V95H18V97L20 96V97H22V95H24L22 98H20V99H23L25 96V98L21 101V102H26L25 101V99L27 100H29L30 99V97H31V99H34L35 100V102H34V104L35 105H40L39 103L40 102H42V100L44 99H42V100H38V97L40 96V97H42V92L44 91V89H43V86H46L47 88H45V91L47 90V92H49L50 90L52 91L50 94L51 95H54V92L56 91V87H60V86H66V85H68V86H66V87H69V89L71 90V92L73 93V90H72V85L74 86V88H76V86H77V88H80L81 86L83 87V86H85V90H86V86L87 87H90V85H93V86H95V87H100V88H102V89H105V90H107V91H109L112 95L114 94L115 96H117V97H119V98H122V99H124V100H126V101H128V102H134L135 101V99L136 98H141V105H143V106H141L142 107V109H143V107H147V108H145V111H142V113H141V115H139V117H137V116H135V118H134V120H135V122L134 123H136L137 125L138 124H141V131H144L145 130V128H146V130L145 131H148V132H150V129L152 128V130H153V128H155V127H160L161 125H162V123H163V121H165V124H166V121H169L168 119H165V120H162V119H164V117L165 116H162V118L160 117L161 116V114L163 115H165L166 113L164 112H162L161 114H159V110L160 109H162V108H160V107H163V105H165V104H167L168 103V101L169 102H171V101H174V100H176V95H177V93H175L174 94V92H175V90L173 89V90H169V92H164L163 93V91L162 90H160V87L158 88V87H156L155 88V83L156 82H158L157 80L162 76L163 77V75H166L169 71L170 72H172L173 73V71H171V70H173L172 68V65H171V62L170 61H172L171 60V58H172V56H174L175 55V53H176V51H177V54L179 55V53H178V47L180 46V45H182V46H185V47H183V48H185L188 52H192V54H191V57L184 63L185 65H184V67H183V70L179 73V74H177L176 76H174V78H177V79H180L183 75H181V73L182 72H185V71H189V70H192V72H194L195 74H194V77H193V80L192 81H196V82H198L199 81V83L198 84H193L192 83V86L190 87L191 89V92H189L188 91V89L186 88V95L184 96H182L183 97V99H182V101L183 102H185V104H187L186 106L188 107L189 105L188 104H193V105H196V108H198V109H194L195 107L193 106V108H191L190 109V115H194V116H197V114L199 113L198 112V110H200V113H199V115L197 116V117H199L201 114H203V113H210L211 115H219V113L217 114V108H216V112L213 110V108L215 109V106L214 107H211L212 105H215V103L213 104V102H214V100H215V102H218V101H216V100H218L216 97V95L214 96V92H211V95H210V97L208 96V91H207V87H206V85H207V83H206V81H205V79H206V77H212L211 75H213V77L215 76V69H221L222 68V66L224 65L226 68H227V70H219V72L222 74L223 73V75L221 76V78H223L222 80H220L221 82L222 81H225V82H228V83H234L235 82V80L237 81V79L240 77H238V75H237V72L235 73V71H236V68H239L240 67V65H241V63L238 61V60H236L234 57H235V54L234 53H236V52H238L239 50H240V48L239 47H241V45H244L245 43L246 44H249L250 42H254V41H256V42H258L259 44H260V49H263V53H264V0H262V4H263V9L262 10H260V13H259V10H258V8H257V6H258V2L260 1V0H252V5H253V10H254V18H255V22H256V24H255V26H256V28H251V29H240V28H233V26H230L229 24H226V25H223L222 23H221V21L218 19V17H215L213 14H212V9H211V7H210V2H207V0H195L197 3H199L201 6H202V8H203V10H204V12H205V17L204 18H202V26L205 28V26L207 27V29L206 30H200V29H198V27H197V25L195 24V19L194 18H192V17H190V18H187L185 15H184V13L187 11V12H190V10H192V7L191 6H189V5H186V3H184V1L185 0H162L163 1V4H161V0L159 1V0H148V3H146L147 2V0H145V1H142V3L144 2V4H145V6L143 5V7H141V14H139L138 13V10H136V8L134 9V8H132L131 10H129V11H122V10H119V11H117L118 12V15L117 16H115L113 13H111V12H109V10L107 11V10H105V7H104V5L103 4H100V5H98V4H96L95 5V3L93 4L92 3V5H90V4H88V5H84V4H82L83 6H81V4L80 3H78V2H76V0H73L74 2L72 3V1L70 2V4L68 3H66V5L65 4H57L56 2H60L61 0H57L55 3H53L52 2V0H50L52 3L50 4V1H48V2H41V0H18ZM17 1V2H18ZM22 1V2H21ZM27 1V2H26ZM31 1V2H30ZM54 1V0H53ZM99 1V0H98ZM101 1V0H100ZM103 1V0H102ZM105 1V0H104ZM103 1V2H104ZM139 1H141V0H139ZM167 1L168 3H165V2ZM182 1V2H181ZM215 1V3H216V5H217V7H218V12L220 13V14H222V13H224L225 12V9H226V7H227V5H226V3H225V1L224 0H214ZM33 2V3H32ZM169 2H171V6L169 5ZM181 2V4L179 5V3ZM207 2V3H206ZM24 3H29V5L28 4H24ZM48 4V5H45V4ZM182 3H184L185 4V7H183L182 6ZM35 4H37V7L36 6H34ZM56 4V5H55ZM40 5V6H39ZM63 5V6H62ZM67 5H70V6H67ZM79 5V6H78ZM95 5V6H94ZM161 5H163V6H161ZM165 5V6H164ZM166 5H169L168 7L166 6ZM98 8H97V7ZM37 9H36V8ZM40 7V8H39ZM47 7H50V9H47ZM78 7H80V8H78ZM146 7V8H145ZM35 8V9H34ZM42 8V9H41ZM83 8H85V9H83ZM174 8V9H173ZM33 9V10H32ZM80 9H83V11L82 10H80ZM88 9V10H87ZM32 10V11H31ZM42 12H41V11ZM179 10V11H178ZM22 11V12H23ZM27 11H25L24 13H26ZM37 11V12H36ZM91 13V14H90ZM30 14V15H29ZM82 14V15H81ZM256 14V15H255ZM39 15V16H38ZM47 15V16H46ZM80 15V16H79ZM164 16H167V17H164ZM240 16H241V18L239 19V23L241 24V23H244L245 22V14L244 13H241L240 14ZM33 17V18H34ZM45 17V18H44ZM81 17V18H80ZM90 17V18H89ZM220 17H223L222 15L220 16ZM261 17H262V19H261ZM80 18V19H79ZM82 18H85L84 20L82 19ZM89 18V19H88ZM105 18V22L107 23V25L110 27V33L111 34H113V39H112V37H109L110 38V40H108V41H111V42H108L107 41V43L109 44H107V45H104V44H102L103 43V41L105 42V40H107V39H109V38H107L108 36H102L101 34H100V36H102V37H100V38H98V39H96L98 36H99V33L98 32H100V31H98L99 30V27H101V26H99L101 23H104V19ZM168 18V19H167ZM41 19H42V21H41ZM43 19H46L45 21L43 20ZM1 20V21H2ZM40 22H39V21ZM81 20V21H80ZM88 20V21H87ZM124 20H127V25H126V27L122 30V32H123V36L122 37H119L118 36V31H119V26H121V24L120 23H116V22H119V21H124ZM262 20V21H261ZM1 21H0V23H1ZM20 21V22H19ZM44 21V22H43ZM84 21H86V22H84ZM97 22H98V25H97ZM263 22V23H262ZM3 23V22H2ZM44 23V24H43ZM63 23H64V25H63ZM84 23V24H83ZM86 23H88V24H86ZM92 23H95L94 25H91ZM154 24V25H153ZM263 26H262V25ZM79 25V26H78ZM82 25H84L83 26V28H82ZM91 25V26H90ZM201 25V24H200ZM70 26H72V27H70ZM85 26H86V28H85ZM167 26V27H166ZM26 27H28V28H30V30H28ZM58 27V28H57ZM65 27V28H64ZM81 27V28H80ZM92 27V28H91ZM2 28V27H1ZM0 28V29H1ZM40 28V29H39ZM41 28H45L43 31L41 30ZM55 28H57L58 30L56 31L55 30ZM79 28V29H78ZM91 28V29H90ZM3 30H4V28H2ZM0 30L1 31V33L3 34V30ZM82 29V30H81ZM90 29V30H89ZM101 29V28H100ZM38 30H36V31H38ZM40 30H41V32H40ZM56 32H55V31ZM68 30V31H67ZM69 30H70V32H69ZM86 31V33H84L85 31ZM93 30V31H92ZM94 30H95V32H94ZM97 30V31H96ZM163 30V31H162ZM19 31V32H20ZM27 31V32H26ZM76 31L78 32V33H76ZM157 31L159 32V33H157ZM24 32V33H23ZM35 31H32L31 32V35H33L32 33H34ZM58 32V33H57ZM80 32V33H79ZM90 32V33H89ZM69 33V34H68ZM45 34H49L50 35V37L49 38H51V39H55L54 41L52 40V42H50V44L52 45V47L54 46V50H55V52H53L55 55V58L53 57V55L51 54V53H49V55L46 57V56H44V57H42L41 59L39 58V57H41L42 55H44V54H39V57H35L34 55H33V53L35 54V49H39L40 47H41V45L43 44V42H41L42 41V37L45 35ZM53 34V35H52ZM73 34H74V36H73ZM84 34V35H89L88 36V38L89 39H84L83 41H84V43L81 41V43H83V44H81V43H79L78 45H83L82 47L83 48H85V46H89V48L88 47H86L85 48V50H86V52L88 53H86L85 52V50H84V53L82 52V54L83 55H85V54H87L85 57L81 54V55H76V53L74 54V52H72L73 50H71L70 52H68L69 54V56L68 55H65V52H67L68 50H70V49H72L71 47L72 46H74L76 49H77V47L76 46H78V45H76V44H72V45H70L71 43H73V41L75 40V39H77L78 38V36L80 35V36H82V35ZM92 34V35H91ZM93 34H94V36H93ZM251 36H250V35ZM21 35V36H20ZM24 35H26V36H24ZM71 35H72V37H71ZM20 36V37H19ZM42 36V37H41ZM67 36V37H66ZM79 36V37H80ZM93 36V37H92ZM19 37V38H18ZM22 37V38H21ZM41 37V38H40ZM46 37V36H45ZM95 37V38H94ZM62 38H64V40L66 41V42H64V40H62ZM67 38V39H66ZM106 38V39H105ZM104 39V40H103ZM112 39V40H111ZM260 39V40H259ZM69 40H71V41H69ZM87 40V42L89 41V43H87V42H85ZM94 40V41H93ZM101 40V41H100ZM259 40V41H258ZM68 41V42H67ZM176 41H180L179 43L178 42H176ZM102 42V43H101ZM171 42H173V43H171ZM175 42V43H174ZM29 43H30V45H29ZM67 43V44H66ZM93 43V44H92ZM134 43V46L132 45ZM155 43H156V45H155ZM40 44V45H39ZM55 44V45H54ZM91 44L93 45V46H91ZM100 44V45H99ZM129 44V45H128ZM176 44V45H175ZM177 44H179V45H177ZM16 45V46H15ZM125 47H124V46ZM12 46V47H11ZM14 46V47H13ZM20 47V48H16V47ZM59 46V47H58ZM65 46V47H64ZM101 47V48H104V49H102V51H101V49L99 48V50H97V48L98 47ZM123 46V47H122ZM129 47V48H127V47ZM172 46H177V49H176V51H175V53H174V50H175V48L173 47L172 48ZM23 47V48H22ZM29 47V48H28ZM31 47V48H30ZM35 47V48H34ZM37 47V48H36ZM73 47V48H74ZM106 47V48H105ZM123 49H122V48ZM170 47H171V49H174V50H170ZM263 47V48H262ZM20 49V51L21 52H23L22 54H26V56L28 57V58H30L31 57V55H32V59L30 58L29 60L31 61V62H33L34 63V70H37V72L36 71H34L33 69V71L34 72H36V74L34 75V72L32 73V71H27L26 70V67H28V65L26 64V62H25V60H23V58H22V56H24V55H22L21 54V52L20 51H15L16 49ZM22 48V49H21ZM25 48H26V50H25ZM74 48V49H75ZM108 48V49H107ZM131 48V49H130ZM33 51H32V50ZM57 49H60V50H57ZM63 49V50H62ZM64 49H65V52L63 53L64 54V56H63V54L62 53H59V52H63L64 51ZM67 49V50H66ZM88 49H90V53H89V50ZM106 49V50H105ZM133 49V50H132ZM185 49H183L185 52L184 53H188ZM195 49V50H194ZM96 50V51H95ZM128 50H130V51H128ZM193 50L195 51V52H193ZM31 51V52H30ZM95 53H98V54H95ZM124 51H126V52H124ZM170 51V52H169ZM230 51V52H229ZM236 51V52H235ZM18 52V53H17ZM42 52V51H41ZM124 52V53H123ZM58 53V54H57ZM72 53V54H71ZM172 53H174V55L172 54ZM92 54V55H91ZM171 54H172V56H171ZM176 54V55H177ZM194 54V55H193ZM36 55V54H35ZM57 55H59V56H57ZM62 55V56H61ZM75 55V56H74ZM94 55H96V56H94ZM176 55H175V57L174 58H176L177 59V57H176ZM177 55V56H178ZM34 56V57H33ZM49 56L52 58V60H51V64H50V59H49ZM71 56V57H70ZM77 56V57H76ZM81 56V57H80ZM92 56V57H91ZM99 56H100V58H99ZM167 56V57H166ZM57 57H60V58H57ZM63 57H64V59H63ZM69 57V58H68ZM82 57H84V58H82ZM91 57V58H90ZM94 57V58H93ZM167 59H166V58ZM39 58V60H37ZM75 58V59H74ZM93 58V59H92ZM170 58V59H169ZM206 58V59H205ZM49 59V60H48ZM82 59H85V61H87L88 63H87V66H85V67H83L82 68V63L83 62H85V61H83ZM173 59V58H172ZM203 59H205V60H203ZM58 60L60 61H66L68 64H69V67L68 66H66L65 64V66H66V68L63 66H61L62 67V69H60L61 67L59 66V68H57L55 65L53 66V64H57V62H58ZM67 60H69V61H67ZM88 60H90V62L88 61ZM167 60V61H166ZM40 61V62H39ZM44 61V62H43ZM166 61V62H165ZM176 61V60H175ZM220 61H221V64H220ZM30 62V63H31ZM54 62V63H53ZM15 63V64H14ZM33 63H31V65H33ZM150 63V64H149ZM158 63V64H157ZM161 63H162V65L163 66H161ZM169 63V64H168ZM242 63H244L245 64V61L244 62H242ZM44 64V65H43ZM46 64V65H45ZM51 66H50V65ZM61 64H63V63H61ZM99 64V65H98ZM153 64L156 66H153ZM168 64V65H167ZM243 64V67H246L245 65ZM23 65V66H22ZM26 65V66H25ZM36 65V66H35ZM49 66V68H48V72L50 73V71H52V73L51 74H47L46 73V71H45V73H42V71L44 72V69H46L48 66ZM74 67H76L77 68V66H80L78 69H76V68H73V66ZM165 65V66H164ZM25 66V68H23ZM38 66V67H37ZM44 66V67H43ZM45 66H46V68H45ZM99 66V67H98ZM155 67L157 70H153L152 68L153 67ZM169 66V67H168ZM33 67V66H32ZM41 67H43V68H41ZM52 67V68H51ZM170 67H172L171 69H169ZM221 67V68H220ZM51 68V69H50ZM55 68V69H54ZM57 68V69H56ZM70 68V69H69ZM72 68V69H71ZM99 68V69H98ZM134 68H136V69H134ZM146 68H148V69H146ZM150 68V69H149ZM154 68V69H155ZM29 69V68H28ZM105 69V70H104ZM217 69V70H218ZM50 70V71H49ZM57 70H59V71H57ZM60 70H62L61 71V75L60 74H58V73H60ZM145 70V71H144ZM159 70V71H158ZM161 70H163V71H161ZM166 70V71H165ZM168 70V71H167ZM6 71H8V72H6ZM39 71V72H38ZM73 71V72H72ZM78 71H80V72H78ZM158 71V72H157ZM196 71H197V73H196ZM201 71L202 73H203V75L205 74V77H203L202 76V78L201 79H199L200 78V75L202 74L201 72V74H199V72ZM54 72V73H53ZM84 73L85 75H83L82 74V77H81V74L79 75V74H76L75 75V73ZM155 72V73H154ZM164 72H166L165 74H164ZM225 72V73H224ZM4 73V74H3ZM15 73L16 74H20V78H22V79H20L19 77H17L18 75H16V76H14L15 75ZM41 73H42V75H41ZM56 73V74H55ZM65 73V74H64ZM73 73V74H72ZM140 73V74H139ZM142 73V74H141ZM144 73V74H143ZM153 73V74H152ZM157 73V74H156ZM160 73V74H159ZM8 74H10V75H8ZM14 74V75H13ZM46 74V75H45ZM58 74V75H57ZM168 74H171V73H168ZM242 74H243V77H242V82L244 83V82H246V83H244L245 85H246V88L250 91V76L248 75V73H247V69H244L243 70V72H242ZM7 75V76H6ZM28 75V76H27ZM66 75V76H65ZM80 77H79V76ZM158 75V76H157ZM207 75V76H206ZM253 75V74H252ZM252 75H251V77H252ZM255 75V74H254ZM253 75V76H254ZM256 75H258V74H256ZM254 76V77H252V78H255L256 80H257V78H258V81H257V83L260 85V81H259V75L258 76ZM3 76H5V78H2ZM26 76V77H25ZM42 76V77H41ZM59 76V77H58ZM152 76V77H151ZM195 76H198L197 78L195 77ZM14 77H15V79H14ZM19 78L20 80H22L21 82L19 81V82H17L16 80H18L17 78ZM28 77V78H27ZM63 77V78H62ZM156 77V78H155ZM159 77V78H158ZM169 76H167V77H164V80L166 79L167 80V78H168ZM171 77V76H170ZM213 77H212V80H213ZM244 77H246V78H244ZM261 77V76H260ZM2 78V79H1ZM52 78V79H51ZM64 79V81L63 80H60V79ZM76 78H78V79H76ZM154 78V79H153ZM173 78V79H174ZM190 78V77H189ZM14 79V80H13ZM31 79V80H30ZM33 79V80H32ZM42 79V80H41ZM54 79V80H53ZM55 79H57V80H55ZM150 79H152V80H150ZM156 79V82L154 81ZM171 79V78H170ZM240 79V78H239ZM238 79V80H239ZM245 79H247L246 81H245ZM27 80H29V81H27ZM34 80H36V81H34ZM59 80V81H58ZM70 80V81H69ZM73 80L75 81V83L76 82H80V84L78 83H76L75 85L73 84L74 82H73ZM78 80H81V81H78ZM150 80V81H149ZM15 82V83H13L12 84V82ZM28 83H27V82ZM33 81V82H32ZM48 81H49V83H52L53 85H51V84H47L48 83ZM57 82L58 84L56 85V83L55 82ZM60 81H63V82H60ZM148 81V82H147ZM152 81V82H151ZM161 81H163V79L161 80ZM213 81H215V79L213 80ZM240 81V80H239ZM55 84H54V83ZM66 82V83H65ZM73 82V83H72ZM84 82V83H83ZM87 84H86V83ZM90 82V83H89ZM155 82V83H154ZM166 82H168V81H165L164 83H162V84H165ZM260 82V83H259ZM29 83H31L30 85H28ZM68 83V84H67ZM70 83V84H69ZM186 83V81L185 80H183L182 81V86L184 85ZM16 84V85H15ZM43 84H45V85H43ZM72 84V85H71ZM82 84H84V85H82ZM135 84L136 85H138V86H136V87H138V89H136L134 86H135ZM206 84V85H205ZM27 85L29 86V88H30V86H32L31 87V90L30 89H26V87H27ZM55 85V86H54ZM59 85V86H58ZM71 86V88H70V86ZM79 85H80V87H79ZM14 86V87H13ZM208 86V85H207ZM51 87V88H50ZM82 87H81V90H83L82 89ZM215 87V84L212 86V90H214L213 88ZM21 88V89H20ZM24 88V89H23ZM56 88V89H55ZM73 88V89H74ZM23 89V90H22ZM33 89H35V90H33ZM204 89H205V92H204ZM27 90H29V91H27ZM85 90H83V92H85ZM139 90L141 91V96H138V92H139ZM27 91V92H26ZM39 91V92H38ZM83 92L82 91H80L79 93H80V95L81 96H84V94H83ZM158 92H161L163 95H162V97L161 98H157V100H158V102L157 103H155L154 105H151V103L153 102L154 103V101H152V99H149V97L151 96V95H157V93ZM25 93H26V95H25ZM48 93V97H46L47 99H44L43 101L45 102H47L48 104H51V105H56V104H58V103H60L61 101H63V102H61L60 104L62 105V106H64L65 104L68 106L67 108H71L70 106H71V101H70V98H68V97H70V96H68L67 95V93H66V91L65 92H63V93H60V94H58L59 95V97H58V95H57V99H54L52 96H50V94ZM53 93V94H52ZM27 94L29 95V96H27ZM32 94H34L35 95V97H33L32 96ZM36 94H37V96H36ZM57 94V93H56ZM14 95V96H13ZM67 95V96H66ZM261 95V94H260ZM264 95V94H263ZM263 95H261V96H259L260 97V100H261V97L263 96ZM17 97V98H18ZM37 97V98H36ZM51 97V98H50ZM64 97H67L65 100L67 101H65V100H63L64 99ZM157 97V96H156ZM18 98V99H19ZM207 98V99H206ZM209 98V99H208ZM17 99V100H18ZM48 99H49V102H48ZM50 99H51V102H50ZM68 99V100H67ZM257 99H259V98H257ZM11 100V101H10ZM16 100V101H17ZM53 100V101H52ZM55 100H57L56 102L57 103H55ZM203 100H207V104H204V101ZM37 101V102H36ZM166 101V102H165ZM181 101V102H182ZM65 102V103H64ZM260 102H262V107H264V96L262 97V100L261 101H259V103ZM172 103V102H171ZM203 103V104H202ZM64 104V105H63ZM184 104V105H185ZM217 104V103H216ZM21 105H25V103L24 104H22L21 103ZM144 105H147V106H144ZM3 106V107H2ZM10 106V105H9ZM20 106V105H19ZM17 107V108H22V106L21 107ZM192 106V105H191ZM199 106V107H198ZM9 109H7V108ZM149 107V108H148ZM208 107L209 108H211L212 110L210 111L209 109H208ZM16 108V109H17ZM40 107H38V109L35 107V111L34 112H39L38 110H40L39 109ZM66 107L64 108V109H66V111H64V113H67V117L71 114H73V116L72 117H69V118H71V120L68 118L67 119V117L65 116V119L66 120H69V123H68V121L66 122V123H68V124H66L65 125V121L66 120H63L62 121V123L64 122V124L62 125V123L61 122H58V121H61V119H59V117L57 118V119H59V120H55L56 122H57V124L55 123V125H53L54 127H52V128H50L51 126H49L50 124H52V123H54V122H51L52 120H54L55 118H53V119H51V121L50 120H48L49 118H51V117H49L48 118V116L46 117V119L48 120V122L46 123V125L48 124V126L47 127H45L46 125H44V126H42L41 127V125H40V123L41 122H38L37 123V120H35L36 122H34L35 124H34V126L36 127V128H38L37 127V124L38 125H40L39 127L41 128H39L38 129V131H44L45 129H50V130H48V131H51V129H52V132L54 131V133L52 134H49V132L47 131V130H45L46 132V134L43 132V133H40V136H39V133L38 132H34V133H36V135H38V136H36L33 132L30 134H28L27 136H19V135H14V134H12V135H14L13 137L12 136H10L9 134H11V132H9V134L7 133L6 135H7V137H8V142H7V137H4L6 140H5V142H4V138H3V136L1 135V132H2V130L0 131V137H1V142H0V147L2 146V148L4 147L6 150H5V152H4V148L2 149V150H0V153L1 152H3L5 155H7V154H9V156L7 157L6 156V159H7V161H8V158H10L9 160H11L12 159V157H14L12 160H14L15 158H16V156H19V154H17L16 152H18V151H16L15 152V150H21V152H18V153H20L21 154V158L19 157V159H24L23 160V162H21L22 160H20V165H19V167L24 163V162H26V160L28 159L29 161H27V164L29 163L30 165V167H27L28 165H22L20 168H19V170L18 169H16V171H18L19 173H23V171H25L24 169L26 168L27 170L25 171L26 173H28L27 175H26V173L23 175V177H24V179L23 178H21V180H17V182H15L14 183V181H13V178L15 179V175L17 176L18 175V173L17 172H15L14 171V164H15V162L16 161H18V160H14L13 162L11 161V162H7L6 160H5V158H3V160H5V162L3 163V165H0V171H1V176H0V181H2V185L1 186H3L4 184V186L6 187V191H8V190H11L12 189V187L14 188V186L15 185H24V184H28V185H32V184H35L36 185V180H38V177H40V179L38 180V183L40 182L41 183V186H37L38 188H40L41 187V189H37L36 188V186H35V188H33V190L35 189L36 191L35 192H33V195H35V193L36 192H38V195H40V197L42 196L41 195V193L45 196H42L41 198H35V199H38V200H31L32 202H33V204H34V202H36V203H39L40 202V200H44V199H48V198H52V196L53 197H55V199L54 200H51V203H52V201H53V203L55 204L56 203V205H55V207L56 206H58V207H56L57 208V211H59V214L60 215H58V213L56 214H52L53 213V211H51V213H48L49 214V216H50V214L53 216V215H55L54 216V218L55 217H57V218H59V216H60V218H65L64 220H66L67 218H68V222H67V224H69V223H71L72 225H71V228L73 227V222L72 221H77V222H79L78 220V218H79V216L80 217H82V218H80V223L81 222H83V223H81V224H84L86 221H83V217H84V215L83 214H85V213H87L88 214V216L90 217H92V213H94V211L96 212L97 210L96 209H98V211L100 210H102L101 208H103L104 209V211L102 212V214L103 215H100L99 214V212L98 213H96L94 216H93V218H94V222H96V224H92L91 222H90V218L88 217V219H87V226H89V228L91 229V232H90V229L88 228V230L87 229H85L87 232H89V233H87L85 230L84 231H82V232H85L84 234L83 233H81L82 235H78V236H80L79 237V240H81L82 241V243L84 244L85 242H87V243H85L83 246L85 247V245L87 244V250H89V252H90V250L92 251L93 249H94V251L96 250H98V252H96V253H94V251H92L91 252V256L92 257H89V258H86L88 261H86V259H84V261L81 263V264H85L86 262H92V260H94V259H96L98 256H99V254H101V249L99 248V246H98V244H101V243H99V241L98 240H94V241H89V239H88V236L87 235H89V236H92V234H93V236L94 235H97V237L98 236H100L101 235V237L100 238H107V239H110V240H112V242L113 243H116L117 242V244H122V243H130L129 242V240L131 241V242H133L134 240H135V242L137 241V242H139V243H141V244H138L137 242H136V246H134L133 244L131 245V243L129 244L131 247H137L138 248V245H139V248H138V250H137V248L136 249H131V250H133V251H135V252H139V251H141V248L143 249V247H144V244L143 243H145V241H146V238L144 237V236H152L153 237V239H152V241H154L155 243L157 242L158 243V239H156V237L155 236H153L152 235V233L150 232V231H148V230H154V229H156V227L154 226V225H152L151 223L150 224H144V223H140V220L141 219H143L141 216H143L142 215V212H140V210H139V205H136V204H138V202L139 201H141V202H143V203H148L149 201L148 200H150L151 198H153V195H152V193H151V189L152 188H155V187H158L159 186V182H155V178H153L152 180H153V182H152V180H146V182L145 181H143V182H138V181H136L135 179H134V183L131 181L130 182V185L132 184V186H126V184H125V186H126V188L127 187H130V188H125V186H123L122 188L119 186H113L112 187V185L110 186L109 185V180L110 181H113V183H114V181L115 180H117V178H116V176H118V174H125L126 173V170H127V166L124 168L123 166V168L122 167H120L119 169H118V166L117 167H115V168H111V170L110 169H106V168H104V169H106V170H110V172L109 171H106V170H102L101 168L100 169H98L99 167L98 166H93L92 168V170H93V174L95 173V171H97L95 174H98V172L99 173H101L100 175L103 177V178H106L105 180L107 181V185L105 186V185H102V184H100V186L102 187H104L105 186V192H104V189H103V191H102V188L101 187H99L98 186V188H100V190L96 187V190H95V194L94 195H96L97 194V192H98V194H99V196H98V198L100 199L101 197H100V192H102V197L103 196H105V197H103V198H105L104 200H103V198L102 199H97L96 200V198H93V197H96V196H93L91 199H89V201H88V199H87V201L84 199H77V200H75L74 198V200L71 198V197H69V196H67L66 194H64L63 196H55V195H51L49 192H50V190H49V188L51 189V187H54V189H53V191H55L57 188H59L60 190H61V192L62 191H64L65 189H63L64 188V186L65 187H68V186H66V185H69V183L71 184V181L73 180L74 181V178H75V176H76V174L79 172L80 173V170L82 169V167H83V169H86V167L88 168H90L91 169V167H90V165H89V162H90V160H89V158L91 159V156H92V153H93V151L91 152V150H92V148H89L88 147V149H90L88 152L90 153H87L88 155H89V158H86V157H88V155L86 154V152L85 151H87V146H90L89 144L90 143H92V141L95 139V137L94 136H96L97 137V135H98V133H99V129H109V133L111 134V138L109 137L108 139L106 138V140H108L107 141V143L106 144H108L109 145V148H112V146L114 145L115 146V144H116V146H115V148L117 149V148H119L122 144H127L128 142H130L133 138H135V136L137 135V134H133V135H128L127 137H125V139H126V141L123 143V142H121V143H116V141L118 140V139H120L121 137H117V136H115V135H120V136H123V135H126V131H125V127L124 126H119L118 125V123H121L122 121H126L125 119H127L128 117H130L128 114H126V113H123V111H117L116 112V110L115 111H111L110 109H108V108H105V107H101V106H98V107H91L90 109H88V111H86L87 112V114H85L86 112H84V114H82L83 113V111H76V112H73V111H75L74 110V108H73V110L72 109H67ZM95 108V109H94ZM96 108H97V111H96ZM99 108H101V109H99ZM174 108V107H173ZM4 109L6 110V111H4ZM11 109V110H10ZM63 109V110H64ZM99 109V110H98ZM104 109H106L105 111H104ZM147 109V110H146ZM172 109V108H171ZM8 110V111H7ZM13 110H15V109H13ZM62 110V111H63ZM77 110V109H76ZM89 110H90V112H89ZM103 110V111H102ZM108 110V111H107ZM144 110V109H143ZM229 110H231L232 111V109H229ZM3 111H4V113H3ZM70 111V112H69ZM85 111V110H84ZM92 111H95L94 113L92 112ZM107 111V112H106ZM172 111H173V109H172ZM196 111V112H195ZM210 111V112H209ZM213 111V112H212ZM231 111H228L227 112V109H226V114H225V127H226V132H227V135L228 136H230L229 135V131H230V128L233 130V129H235V128H237V126H239V127H242V123L241 122H239L238 121V119L237 118H235V117H237L235 114H233V113H235L236 112V108L234 107V109H233V111L231 112ZM8 112H10L9 114H6V113H8ZM89 112V113H88ZM91 112L94 114V115H90L91 114ZM101 112V114L103 115V117H102V115L100 114L99 115V113ZM109 112H110V114H109ZM171 112V111H170ZM169 112V113H170ZM36 113V114H37ZM42 113V112H41ZM70 113V114H69ZM76 113H77V115L78 116H80L81 114H82V116H80L81 118L83 117V116H85V117H83V119L82 120H80V119H78V118H80V117H78L77 115H76ZM105 113V114H104ZM107 113V114H106ZM115 113V114H114ZM117 113V114H116ZM158 113V114H157ZM230 113V114H229ZM3 114V115H2ZM35 113H33V115H36ZM69 114V115H68ZM90 116H89V115ZM111 115V117L109 116V115ZM124 114V115H123ZM232 114V115H231ZM8 115V116H7ZM32 115V116H33ZM42 115V114H41ZM40 114L38 115V117H37V119L39 120V119H41V116ZM74 115H76V116H74ZM98 115V116H97ZM105 115V116H104ZM112 115H113V117H114V115H115V117L116 118H118V119H116L115 117L113 118L112 117ZM128 117H127V116ZM167 115L169 116V114H166V117H167ZM170 115H171V113H170ZM172 115H174V116H171V117H174L175 118V116H176V118H178L177 116L178 115H176V113L175 114H172ZM214 115V116H215ZM228 115H231V117H227ZM233 115L235 116L234 118V120H232V118H233ZM31 116V117H32ZM86 116H87V118L89 119L90 117H94V120H93V124L91 123V125L90 124H88L89 122H91V118L88 120L87 118H86ZM96 116L99 118H96ZM100 116H101V118H100ZM123 116H125V117H123ZM141 116V117H140ZM188 116V115H187ZM193 116V117H194ZM5 117V118H4ZM110 117V118H109ZM165 117V118H166ZM170 117V116H169ZM253 117H258L257 115H255V116H253ZM84 118H86V119H84ZM121 118L123 119L122 121H121ZM151 118V119H150ZM168 118V117H167ZM201 118L202 117H199V121L201 120ZM230 118V119H229ZM64 119V118H63ZM96 119V120H95ZM151 120V122H150V120ZM171 119V118H170ZM214 119V118H213ZM229 119V120H228ZM237 119V120H236ZM4 120H6V121H4ZM77 120V121H76ZM89 121L88 123H85V125H82V123L84 122V121ZM118 120V121H117ZM236 120V121H235ZM4 121V122H3ZM80 121H82V122H80ZM120 121V122H119ZM162 121V122H161ZM3 122V123H2ZM49 122H51V123H49ZM78 122H80L79 124H81V125H79V124H77ZM114 122V123H113ZM117 122V123H116ZM148 122H150V123H148ZM170 122V121H169ZM58 123H61V124H58ZM113 123V124H112ZM196 123H198V124H195V121L193 122V121H191V125H196V126H199V125H201V122H196ZM214 123V121L212 122V120L211 119H209V122L206 124V126H209L210 124L212 125ZM234 123V124H233ZM240 123V124H239ZM32 124H33V121H32ZM87 124V125H86ZM149 124V125H148ZM164 124V123H163ZM164 124V125H165ZM89 125V126H88ZM237 125V126H236ZM82 128H81V127ZM85 126H88V128L87 127H85ZM94 126V127H93ZM106 126V127H105ZM118 126V127H117ZM149 127L148 128V130H147V127ZM170 126L172 127V128H174L175 127V122L173 121L172 122V124L171 125H166L165 127L164 126H162V129H161V131H162V134H164V130H165V134L166 133H168V132H170L171 131V129H169L170 128ZM232 126H233V128H232ZM234 126H236V127H234ZM56 127H57V129H56ZM85 127V128H84ZM90 127V128H89ZM105 127V128H104ZM113 127H114V129H113ZM121 127V128H120ZM123 127L125 128L124 130H123ZM134 127V126H133ZM213 128L214 130V132L215 133H217V135L219 136V133L221 134V136H222V124L219 122V123H216V124H214V125H212V126H210V128ZM45 128V129H44ZM53 128H55L54 130H53ZM95 128V129H94ZM99 128V129H98ZM44 129V130H43ZM101 129V130H102ZM143 129V130H142ZM175 129V128H174ZM56 130V131H55ZM61 130V131H60ZM81 130V131H80ZM88 132H87V131ZM91 130V131H90ZM95 130H97L96 131V133H95ZM122 130V131H121ZM173 130V129H172ZM260 130V132H262L263 134H264V130H261V129H259ZM59 131V132H58ZM125 131V132H124ZM48 132V133H47ZM85 132H87L88 134H86ZM113 132V133H112ZM147 132V134H149ZM80 133H81V135H80ZM91 133H92V135H91ZM137 133V132H136ZM202 133H203V131H202ZM86 134V135H85ZM96 134V135H95ZM143 134H145V133H142L141 132V135H143ZM9 135V136H8ZM30 135V136H29ZM32 135H35V136H32ZM42 135V136H41ZM94 135V136H93ZM113 135V136H112ZM17 138H16V137ZM44 136V137H43ZM51 136V137H50ZM83 138H82V137ZM91 136H92V140H91ZM115 136V137H114ZM160 136V135H159ZM159 136H157V137H159ZM19 137V138H18ZM21 137H22V140H24L25 138H27V137H31L30 139L32 140V139H34V138H36L37 137V139H34V141L33 142H36L39 138H41V140L39 141H37L38 143H34V144H36L37 146H32V145H30V144H27V143H24V142H26V141H29V139L28 140H26L25 139V141L23 142L22 140H21ZM34 137V138H33ZM49 139H48V138ZM81 137V138H80ZM90 137V138H89ZM94 137V138H93ZM115 139H114V138ZM14 138H16L15 140V142L16 143H20V145H17L16 144V146L18 147H20L21 149H19V147L17 148V149H15V148H12L13 146H14V143L12 142V140L14 141ZM46 139V142L44 143V142H41V141H44V139ZM51 138H52V140H51ZM230 138V137H229ZM3 139V140H2ZM12 139V140H11ZM18 139L20 140V142H17L18 141ZM30 140V141H31ZM49 140V141H48ZM79 140V141H78ZM236 139H234V141H235ZM22 141V142H21ZM81 141V142H80ZM84 141H86V142H84ZM149 140H145V142H142L137 148H135L131 153H129V154H127L126 156H128V158L129 157H131L132 159L133 158H138V154H140L141 156V161H140V163H141V168L145 171V172H149L150 174H151V176H155L156 177V179L157 180H159L160 179V174H157L156 173V171H155V168H156V166L158 165V163H160L163 159H162V151L160 152V151H158L156 148H153V149H156L157 151H155L154 150V152L155 153H153V149H152V147H154L153 146V144L152 145H150V144H148L147 142H148ZM188 141H190V139L188 140ZM2 142H4V143H2ZM68 142V143H67ZM83 142V143H82ZM88 142V143H87ZM109 142V143H108ZM152 142V141H151ZM11 143V144H10ZM23 143V144H22ZM29 143V142H28ZM42 143V144H41ZM44 143V144H43ZM84 143H86V144H84ZM112 143H113V145H112ZM150 143V142H149ZM223 143V142H222ZM2 144V145H1ZM3 144H5V145H3ZM9 144H10V147H11V145H12V147L10 148L9 147ZM27 144V145H26ZM32 144V143H31ZM54 145V147L52 146V145ZM79 144H81V145H83L82 146V149H83V147L85 148V150L83 151L82 149H81V145H79ZM8 145V146H7ZM22 145V146H21ZM24 145V146H23ZM28 145H30V146H32L33 147V151L36 153H38L40 150H43V149H41V148H44V149H46V152L44 153L43 151L42 152H40V155H38L37 153H36V155H32L33 157H37V156H41V154H43L42 155V157L40 158H36V160H35V158H33L32 156H30V157H32L36 162L37 161H39L40 163H42V162H44V160H45V158L47 159V157H48V159H47V161H45L44 163L45 164H43L42 163V166L40 165V164H38L39 162H34V161H32L31 160V158L29 157V158H27V159H25V155H26V153L28 154V152H30V151H32V148L30 149V147H28ZM60 145V146H59ZM189 145H190V143H189ZM222 145V144H221ZM223 145H224V143H223ZM223 145L221 146V148L223 147ZM262 145H264V138L262 139ZM7 146V147H6ZM25 146H27V147H25ZM40 146H42V147H40ZM51 146V147H50ZM62 146V147H61ZM65 146V147H64ZM72 146H74V148H76V149H74ZM149 146H151L150 148H148ZM48 149H47V148ZM57 147H59V148H57ZM72 147V148H71ZM83 151V152H85V154L79 149V148ZM146 147L148 148V149H146ZM23 148H25V149H23ZM29 150H28V149ZM36 148V149H35ZM53 148V150H51ZM61 148V149H60ZM68 148H69V150L70 151H68ZM8 149H10V151L8 150ZM259 148H256V150L254 149V148H252V152H255V155L256 154H258L259 155V153H258V150ZM25 150H27V151H25ZM36 150H38V151H36ZM48 150V151H47ZM80 152V154L78 153V151ZM151 150H152V152H151ZM242 150V149H241ZM246 152L249 150V148L248 147H246L245 149H244ZM251 150V149H250ZM7 151H8V153H7ZM22 151H24V152H22ZM32 151V152H33ZM63 152V154H64V152L65 153H67V152H70V153H67L66 154V157H62V155H61V157H59L60 156V153H62ZM67 151V152H66ZM76 151V152H75ZM15 152V153H14ZM55 152V153H54ZM73 152V153H72ZM112 152H114L113 154L115 155V156H119V154L118 153H116V151H112ZM242 152H243V150H242ZM2 153V154H3ZM12 153V154H11ZM34 153V154H35ZM50 153L53 155V157H52V155H50ZM55 154V156L57 157V159H56V157L54 156V154ZM58 153V154H57ZM149 153V154H148ZM2 154H0V155H2ZM2 155V157L3 156H5V155ZM57 154V155H56ZM74 154H77L76 156H78L77 158L79 159L80 157H81V159H82V157H83V159L82 160H84L86 163H82V162H80V161H82V160H80L79 159V161H76L75 163H76V166L78 165V166H80V167H76L75 168V163H72L73 161H74V159L75 160H78L77 158H76V156L74 155ZM47 155V156H46ZM50 155V156H49ZM74 157H73V156ZM81 155V156H80ZM82 155H85V156H82ZM138 155V156H137ZM258 155H256V156H258ZM46 156V157H45ZM64 156H65V154H64ZM71 156V160L69 159V157ZM80 156V157H79ZM167 156V155H166ZM1 157V158H2ZM45 157V158H44ZM49 157H51L52 158V160L51 159H49ZM72 157H73V159H72ZM86 159H88V160H86ZM1 158H0V161L1 162H3V160H1ZM44 158V159H43ZM58 158H61V159H58ZM127 158V157H126ZM130 158V159H131ZM214 158V157H213ZM58 160L57 162L55 161V163H58V165L59 164H61V161H62V164L61 165H59V167L60 166H62V167H64L65 165L63 164V160H64V162L66 161V162H68V164L69 163H71V164H74L73 166H74V169L75 170H72L71 171V173H66V171L67 172H70V171H68L69 170V168H65V167H67L68 166V164L64 167V168H60L61 170L62 169H64L65 171L63 172L65 175L66 174H68V175H71V174H73V172L75 171L76 172V170H77V172L75 173L74 172V174L72 175L73 177V179L72 178H70V176H68V175H66L67 177L65 178V175L63 176V178H62V176L60 175V174H58L56 171H58V170H56L55 172L53 171V170H55L56 168H58V165H56V164H54L53 163V161L54 160ZM69 159V161H67ZM60 160V161H59ZM135 160V159H134ZM134 160H132V161H134ZM49 161H51L53 164H54V167H52L53 165H51V167L52 168H54V169H52V170H48L47 172H50V173H48V175L49 174H51L50 175V179L48 178L49 176L48 175H46V177L44 176L46 173L44 172L45 171V169L46 168H48L47 167V164L48 163H50V164H52L51 162H49ZM83 161V162H84ZM138 160H135L134 161V163H136ZM165 161L166 162H169V168L171 167V164L173 163L172 162V160L167 156V158L165 159ZM211 161H213V159L211 160ZM264 161V160H263ZM7 162V163H6ZM48 162V163H47ZM12 163H14V164H12ZM32 163V164H31ZM82 163V164H81ZM258 163V162H257ZM257 163H255V162H252V164L256 167V172L255 171H252L250 174H251V176L250 175H247L248 177L247 178H245V180H246V184H247V186H248V188L250 189V195L249 196H247L246 197V206L245 205H243L242 206V209H239V213L236 215V216H233V215H229L230 213H227L226 212V215H228V216H225L223 213V215H221V214H219L221 217V219L222 220H220V223H221V221L223 222V223H221L222 224V230H225L226 231V229H227V227H231V229H230V231H228L229 233H227V235L225 234V239L226 238H229V239H226L224 242H223V246H228V245H231V244H239V242L244 238L243 236H245L248 232H250L253 228H254V226L257 224V226L259 227L260 226V228L258 229V227H257V230H259L258 231V233L260 234V238H262V236L264 235V196H262L263 195V192H262V190L264 191V187L262 188L261 187V184H262V182L264 181V173L262 174V172H260V170H259V165L258 164H260L261 165V167L260 168H262L263 166V162H259L258 164ZM0 164H2V163H0ZM34 164L36 165V166H39L38 168V170L36 169V168H34L35 166H34ZM50 164L48 165V166H50ZM70 164V165H71ZM257 164V165H256ZM11 165V166H10ZM46 165V166H45ZM81 165H83V166H81ZM89 165V166H88ZM24 166H26V167H24ZM34 166V167H33ZM42 168H41V167ZM55 166H57L56 168H55ZM73 166H70V168L71 169H73L72 167ZM257 166H259V167H257ZM10 169H9V168ZM45 167V168H44ZM51 167H49V168H51ZM158 167V166H157ZM12 168V169H11ZM29 168H30V171H29ZM40 168H41V170H40ZM98 170H97V169ZM254 168V167H253ZM264 168V167H263ZM3 169H5L7 172V174L9 175V177H12V178H9V179H11V180H9V179H6L5 177H7L8 175L6 174V173H3L4 171H3ZM22 169V170H21ZM37 171H39V172H37ZM44 169V170H43ZM59 169V168H58ZM66 169H68V170H66ZM83 169L81 170V171H83ZM95 169V170H94ZM9 170L11 171V170H13L15 173H17V174H15L13 171H11V173L13 172L14 174L12 175V176H10L11 175V173L9 174ZM61 170H59L58 172H61ZM259 170V171H258ZM264 170V169H263ZM3 171V172H2ZM33 171V172H32ZM35 171V172H34ZM51 171H53L54 173H56V175L52 172L51 173ZM30 172V173H29ZM44 172V173H43ZM92 171H90V174H92L91 173ZM105 172V173H104ZM264 172V171H263ZM35 173H37L36 174V176L34 175ZM62 173V172H61ZM104 175H103V174ZM33 174V175H32ZM41 174V175H40ZM43 174V175H42ZM59 175V177L60 178H62L63 180L65 179V180H67L68 178V180L70 181H66V183H64L63 184V182L65 181H63L62 183H60L62 180L61 179H58V177L57 178H55V179H52L51 180V178H53L52 177V175H55L54 177H56V176H58ZM80 174H82V173H80ZM80 174H78L77 176H79ZM92 174V176L94 177V178H92L91 177V175H89V177L88 178H90L91 177V179H95V181L96 182H99L101 179L98 177V175H93ZM5 175V176H4ZM20 175V174H19ZM38 175V176H37ZM63 175V174H62ZM27 176H29V177H27ZM33 177V178H31V177ZM48 176V177H47ZM76 176V177H77ZM88 176V175H87ZM86 176V177H87ZM3 177H4V180L6 179L7 181H4L3 180ZM36 178V180H35V178ZM43 177H45L44 179H45V181L44 180H41V179H43ZM28 178H29V180H31V181H29L28 180ZM99 178V179H98ZM116 178V179H115ZM253 178V179H252ZM33 179L35 180V181H33ZM47 179L48 180H50L49 182L51 183H49L48 181H47ZM115 179V180H114ZM23 180V181H22ZM54 180H56L57 181V183L58 184H55V181ZM59 180H61V181H59ZM133 180V179H132ZM11 181H13V183H11ZM22 181V182H21ZM59 181V182H58ZM72 181V182H73ZM84 181H86V182H84ZM6 182V183H5ZM8 182V183H7ZM20 182V183H19ZM25 182V183H24ZM28 182V183H27ZM29 182H31V183H29ZM33 182V183H32ZM42 182H43V184H42ZM45 182H46V184H45ZM53 182V183H52ZM67 182H68V184H67ZM90 181H88L87 182V180H84L83 179V182H81V183H83L84 184V186L85 185H89L88 183H89ZM101 182V181H100ZM10 183H11V185H10ZM39 183V184H40ZM47 183H49V184H47ZM149 183V184H148ZM0 184H1V182H0ZM7 184V185H6ZM13 184H15L14 186H13ZM39 184H37V185H39ZM54 184H55V186H54ZM99 184V183H98ZM97 184V185H98ZM43 185L44 186H46L47 187V185L49 186V187H47L48 188V190H49V192H47L48 190H45V188L46 187H43ZM51 185V186H50ZM62 185H64V186H62V189H61V186ZM3 186V187H4ZM58 186V187H57ZM199 188H198V193H200V194H203V195H205V196H209L210 195V191L211 190H209V187L208 186H206L205 184H199ZM110 187V188H109ZM112 187V188H111ZM1 188V187H0ZM46 188V189H47ZM94 188V187H93ZM108 188H109V190H108ZM137 188V189H136ZM3 189V188H2ZM2 189H0L1 191H0V197L2 196V195H4L3 193H6V191H4V190H2ZM42 189H44V190H42ZM98 189V190H97ZM110 189L113 191V192H120V193H123V194H120V193H117V194H112V191L110 192ZM132 189H134V190H132ZM40 190H41V192H40ZM118 190V191H117ZM4 191V192H3ZM43 191V192H42ZM44 191H45V193H44ZM83 191H86V188L84 189L83 188ZM97 191V192H96ZM109 192V193H107V192ZM125 191V192H124ZM2 192V193H1ZM9 193H10V191H8ZM7 192V193H8ZM24 192V193H23ZM23 195L25 196L28 192L27 191H24L23 190ZM25 192H26V194H25ZM65 192V191H64ZM103 192H104V194L105 195H103ZM212 192V191H211ZM47 193H48V196H47ZM53 193V192H52ZM86 193V192H85ZM213 193V192H212ZM46 194V195H45ZM50 194V195H49ZM208 194V195H207ZM65 195L67 196V197H65ZM193 195V193H191V196ZM141 196V197H140ZM187 196V195H186ZM190 196V194H188V197H191ZM48 197V198H47ZM181 197H183V199L181 198V200L183 201V204L185 205V203H186V201L184 202V200L185 199H187V198H185V196H181ZM23 198V197H22ZM25 198V197H24ZM34 198V197H33ZM62 198V199H61ZM63 198H65V199H71V200H69V201H71V202H69L68 200H66V202H69L68 204L66 203V202H62V200H63ZM106 198L108 199V200H106ZM61 199V201H59ZM64 199V200H65ZM93 199L95 200V201H93ZM191 200H187V203L188 204H186L185 206L187 207V208H185V206L182 204V208L184 209H187L186 211H184L185 213V215H187V216H189V217H191V218H193V219H195L196 221H198L199 223H202L203 225H205L206 227H208L209 226V223L212 221V219H213V217H215V218H217V215L216 214H213L212 215V213L211 214H209V212H199V210H203V209H206V206H205V204H201V205H199V204H197L198 203V200H196L197 198H194V197H192V198H190ZM204 200H209V202H208V204H210L211 206H213V205H215L216 203H219V201H218V199L217 198H203ZM58 200V201H57ZM63 200V201H64ZM80 200H83V201H86V202H82V201H80ZM92 200V201H91ZM206 200V201H207ZM30 200H29V202H31ZM38 201V202H37ZM54 201H57V202H59V203H57V202H54ZM73 201H75V202H79V203H74ZM91 201V202H90ZM99 201H100V203H101V205H98L99 204ZM104 201H109V202H104ZM146 201V202H145ZM148 201V202H147ZM180 201V200H179ZM189 201V202H188ZM214 201V202H213ZM31 202V203H32ZM98 204H97V203ZM104 202V203H103ZM28 203V202H27ZM50 203V202H49ZM66 203V205H64ZM127 203V204H126ZM180 203H182L181 201H180ZM58 204V205H57ZM86 204L88 205V206H86ZM89 204H92V205H89ZM96 204L98 205V206H96ZM126 204V205H125ZM142 204V203H141ZM178 204H179V202H178ZM177 204V205H178ZM74 206V208L76 207L77 209L79 208V211L77 210L76 211V208H75V210H73L74 208H72V207H70V206ZM77 205V206H76ZM78 205H82L83 206V208L82 207H78ZM180 205V204H179ZM198 205V206H197ZM9 206V205H8ZM11 206V205H10ZM61 206H63L64 208H62ZM66 206V207H65ZM85 206V207H84ZM90 206V207H89ZM92 206H94V207H92ZM96 206V207H95ZM128 206H130V207H128ZM47 208L45 209V210H48V208L49 209H51V206H46ZM87 207H89V208H87ZM132 207H134V208H136V209H134V208H132ZM150 207H153L154 208V205H150ZM181 207V206H180ZM8 209H6V210H3V211H0V220H2L1 218H4L5 217V219L4 220H6V221H1V225H0V228H4V229H2L3 230V232H1V230H0V232H1V236H0V243H1V245H0V258L2 257L3 258V260H1L0 259V264L1 263H3V264H49L50 262H52V260H53V258L52 257H54V258H56V259H54L55 261H56V264H61L60 263V260H61V258L63 257V255H62V253H64V251L66 252L67 250H65V249H63V248H65L66 246H71V244H73L74 242H75V240L76 241H79V240H77L78 238H73V239H71V238H67V240H62V242L60 241V244H58V242H57V246H54L53 245V248L54 249H51V251L47 254V256L46 257H42V258H38V257H36L37 259H35V258H33V259H31V258H29L28 257V259H26L27 258V256H23V257H20L19 256V254L17 255V252H19L20 250H21V246H23L24 247V249L26 250V245H28L27 244V241L30 239V237H31V235L30 234H32L33 233V231L35 230H39L38 229V227L40 228V229H43V228H41L44 224H45V222H47L48 220H46V221H44V222H42V223H40L41 221H38V220H40V219H37V222L36 221H34V220H36V218H34V216H32V218H34V219H32V218H28V221H25V224H23V225H29V224H31V223H33V222H35V223H37V224H39V226H37V224L35 225V223H34V225L33 224H31V225H29V226H31L32 228H33V231H32V228H31V230L30 229H26L25 230V232H23L24 234L23 235H25L26 234V232L30 235V236H27V234H26V236L25 237H29V239L28 240H26V239H23L22 241H26L25 243H23L21 246H20V250L18 249V248H15V247H17V245H15L14 246V244L16 243V241H17V238L15 237H13V232L14 231H12L11 229H13L12 228V226L14 227V229L17 227H15V223L17 222V219L20 217L19 215L17 216V215H15V217H13L14 219H12V216H11V218L10 217H8L7 218V216H5V213H6V215H8L9 214V212L10 211H12V207H7ZM63 210H62V209ZM67 208V209H66ZM71 208V209H70ZM82 210H81V209ZM0 209H1V207H0ZM11 209V210H10ZM44 209H41V213H42V211L43 212H45L44 211ZM59 209V210H58ZM85 209H87L86 211H84ZM92 209V210H91ZM93 209H95V210H93ZM184 209V210H185ZM68 212H67V211ZM89 210H91V212H89ZM134 210H136V211H138V212H136V211H134ZM8 211V212H7ZM93 211V212H92ZM106 211V212H105ZM133 211V212H132ZM39 212V213H40ZM61 212V213H60ZM78 212V213H77ZM82 212V213H81ZM137 214H136V213ZM4 213V214H3ZM80 213V214H79ZM139 213H141V215L139 214ZM3 214V215H2ZM47 214V215H48ZM90 214V215H89ZM248 214L250 215V219H251V224L250 223H248ZM57 215V216H56ZM83 215V216H82ZM98 215H100L99 217H103V216H105V218L103 219L102 218V221H101V218H99V217H97V220L95 219V216H98ZM136 215V216H135ZM139 215H140V220L139 219H136L137 217L139 218ZM215 215V216H214ZM218 215V216H219ZM62 216H64V217H62ZM107 216V217H106ZM73 217V218H72ZM226 217V218H225ZM20 218H22V217H20ZM53 218V217H52ZM214 218V220H217V219H215ZM8 219L10 220V223H11V221H13L14 220V222L10 225L11 226V228L8 226V225H6L7 223H9V221H8ZM98 219H100V220H98ZM109 219V220H108ZM112 219H115L114 221H116V219H117V221L114 223V222H112L113 220ZM119 219V220H118ZM239 220V221H241V223H243V224H245V227H242V230H241V232H237V229H232V223L234 222V220ZM30 220V221H29ZM63 220V221H64ZM96 220V221H95ZM104 220V221H103ZM121 220V221H120ZM8 221V222H7ZM31 221H33V222H31ZM70 221V222H69ZM97 221H98V223H97ZM99 221H101V223L99 222ZM106 221V224L105 225H102V226H105V227H102L103 229L104 228H106V229H104V230H106L107 231V229H108V227H106L109 223L108 222H112V223H114V224H118L117 226L119 227V223H120V229H118V227L116 226V228H113V227H115V226H112L111 225V230L112 229H114L115 231L118 229L119 230V232L117 233V235L115 234H112L113 232L112 231H114V230H112V231H110V230H108L107 231V234H105L106 233V231H105V233H102L103 231L101 230L102 228L101 227H97V226H99V224H103V222H105ZM119 221V222H118ZM3 222L5 223L4 225H3ZM26 222H28V223H26ZM39 222V223H38ZM65 222V221H64ZM63 222V223H64ZM91 224V225H89V223ZM118 222V223H117ZM24 223V222H23ZM62 223V220H61V222H60V224ZM63 223L61 224L63 227L66 225L65 223H64V225H63ZM20 224V223H19ZM98 224V225H97ZM111 224V223H110ZM109 224V225H110ZM113 224V225H114ZM121 224H123V226L121 225ZM3 225V226H2ZM6 225V226H5ZM86 225V224H85ZM85 225H83L85 228L87 227V226H85ZM97 225V226H96ZM149 225L151 226V227H149ZM2 226V227H1ZM9 227L10 228V230L12 231V233H11V231L9 232V231H7V233L4 231V230H6V227ZM35 226V227H34ZM37 226V227H36ZM61 226V227H62ZM91 226H94V227H97V228H100V230H98V229H96V231H92V229H93V227H91ZM215 226V225H214ZM7 227V228H8ZM62 227V228H63ZM122 227H124V228H122ZM9 228L7 229V230H9ZM27 228H29V227H27ZM122 228V229H121ZM225 228V229H224ZM261 228H262V230H261ZM13 229V230H14ZM73 229H74V227H73ZM109 229H110V227H109ZM15 230H17V228L15 229ZM260 230H261V233H260ZM28 231H30V232H28ZM34 231V232H35ZM41 231H44V229L43 230H41ZM100 231H102V232H100ZM219 231V230H218ZM11 233L12 235H8L9 233ZM37 232V231H36ZM95 232H97V233H95ZM100 232V233H99ZM112 232V233H111ZM149 232V233H148ZM2 233H6L5 235H7L6 237H3L4 235L2 234ZM224 233V232H223ZM34 234V233H33ZM86 234V235H85ZM125 234H126V236H125ZM3 235V236H2ZM104 237H103V236ZM110 237H109V236ZM115 237H114V236ZM86 236V237H85ZM213 236H214V240L217 238V236H216V234L214 235L213 234ZM8 238V240L7 239H3V238ZM9 237H13V239H10L11 241H12V245L10 244V245H7L8 247H10L11 246V251L12 252H10L9 253V248L7 247V249H9V250H7V251H5L6 249V244L8 243H10L11 241H9ZM49 238L50 237H52L51 235H49L48 236ZM111 237H113V238H111ZM119 237V238H118ZM126 237V238H125ZM218 237H219V235H218ZM240 237V238H239ZM243 237V238H242ZM82 238H84V239H82ZM223 238H224V236H223ZM15 239H16V241H15ZM139 241H138V240ZM231 239V240H230ZM1 240H3V242L1 241ZM140 240H143L144 242H140ZM4 241H5V243H4ZM6 241H8V242H6ZM21 241V242H22ZM59 241V240H58ZM74 241V242H73ZM89 241V242H88ZM120 241V242H119ZM148 241V240H147ZM167 241V240H166ZM166 241H164L165 243L164 244H167L168 243V241L166 242ZM65 242V243H64ZM71 242V243H70ZM91 242V243H90ZM93 242L95 243V244H93ZM134 242V243H135ZM62 243H64V244H62ZM81 243V244H82ZM124 243V244H125ZM154 243V244H155ZM156 243V244H157ZM225 243H228V244H225ZM229 243H231V244H229ZM250 243V242H249ZM3 244H5L4 245V250H1V247L3 248ZM26 244V245H25ZM91 244H93V245H91ZM66 245V246H65ZM89 245V246H88ZM140 245H141V247H140ZM149 245L150 244H147V246H146V250L147 251H149ZM153 245V244H152ZM14 248H13V247ZM63 246H65V247H63ZM62 247V248H61ZM68 247H66V249L68 248ZM90 247V248H89ZM91 247H93L92 249H91ZM98 247V249H96ZM149 249H148V248ZM59 248H60V250H59ZM72 248L74 249H71L70 247H69V249L70 250H73V251H75V252H72V251H70L69 249H68V251H70V253L72 254V255H77L76 257H79V258H81L80 257V254L83 252V253H88V251L86 250V251H84L83 249H85V248H82V245H81V248H80V246H78V245H73L72 246ZM81 249L82 251H80L79 249ZM183 247H176V248H174L173 249V251L171 252V253H167V254H160L161 252H162V250L161 251H157L156 253H155V249H153V248H151V249H153L154 251H153V253L154 254H152L153 255V257H151L149 254V256L147 255L146 257H149V258H147V260H146V258H145V260L143 261V264H149V263H151V264H153L152 263V261H157V262H160V263H158V264H197V261L195 260V258H193L192 257V259H190V254H189V252L190 251H187V253H185L184 252V250L182 249ZM185 248V247H184ZM189 247H187V249H188ZM17 249V250H16ZM23 249V250H24ZM150 249V250H151ZM19 250V251H18ZM64 250V251H63ZM1 251H5L6 253H8V254H10V256L11 257H13V256H15L14 254L16 253V256L15 257H13L12 259L11 258H9V259H7V256H9L8 254H7V256H6V253H5V255H1ZM13 251H14V254H13ZM60 251V252H59ZM68 251H67V253H68ZM77 251H80V252H77ZM245 251H246V248H245ZM20 252H22V250L20 251ZM19 252V253H20ZM58 252H59V257L57 256L58 255ZM77 252V253H76ZM100 252V253H99ZM134 252V253H135ZM23 253V255L25 254L24 252H22ZM21 253V254H22ZM69 253V254H70ZM82 253V254H83ZM85 253V254H86ZM93 253H94V255H93ZM99 253V254H98ZM183 253V254H182ZM98 254V255H97ZM159 254L161 255V257L159 256ZM182 254V255H181ZM56 255V256H55ZM74 255V256H75ZM79 255V256H78ZM155 255V256H154ZM181 255V256H180ZM19 256V257H18ZM50 256V257H49ZM62 256V257H61ZM84 256V255H83ZM94 256V257H93ZM179 256V257H178ZM189 258H188V257ZM71 257V256H70ZM160 257V258H159ZM165 257V258H164ZM251 257V256H250ZM6 258V259H5ZM20 258V259H19ZM23 258V259H22ZM52 258V259H51ZM78 258V259H79ZM92 258V259H91ZM159 258V259H158ZM4 259L5 260H7V261H4ZM35 259V260H34ZM47 259V260H46ZM162 259H164V260H162ZM168 259V260H167ZM46 260V261H45ZM51 260V261H50ZM75 260H73V262H72V264H75V262H74ZM165 261H167V262H165ZM11 262V263H10ZM15 262V263H14ZM43 262V263H42ZM119 262V264L121 263L120 261H118ZM118 262H116V264H118ZM157 262H156V264H157ZM165 262V263H164ZM55 264V262H52V263H50V264ZM199 263V262H198ZM155 264V263H154Z\"/></svg>", "mask_w": 264, "mask_h": 264}, {"label": "built area", "instance_id": "obj_3", "mask_svg": "<svg viewBox=\"0 0 264 264\" xmlns=\"http://www.w3.org/2000/svg\"><path fill=\"white\" fill-rule=\"evenodd\" d=\"M255 262V264H264V235L259 240L251 241L245 245Z\"/></svg>", "mask_w": 264, "mask_h": 264}, {"label": "crops", "instance_id": "obj_4", "mask_svg": "<svg viewBox=\"0 0 264 264\" xmlns=\"http://www.w3.org/2000/svg\"><path fill=\"white\" fill-rule=\"evenodd\" d=\"M250 35V34H249ZM251 36V35H250ZM260 40V39H259ZM258 40V41H259ZM254 42H256V41H254ZM261 187L263 188L264 187V181L262 182V184H261ZM262 192H263V195L262 196H264V191L262 190Z\"/></svg>", "mask_w": 264, "mask_h": 264}]
</instances>
